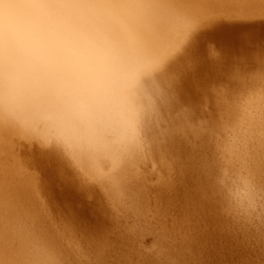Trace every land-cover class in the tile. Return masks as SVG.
Returning <instances> with one entry per match:
<instances>
[{"label":"bare ground","instance_id":"obj_1","mask_svg":"<svg viewBox=\"0 0 264 264\" xmlns=\"http://www.w3.org/2000/svg\"><path fill=\"white\" fill-rule=\"evenodd\" d=\"M21 2L22 3H26V4H39V5H44V6H47V7H50V8H54V9H57V10H59V11H61L62 13H64L65 15H67V16H70L71 18H73L76 22H78L82 27H84L85 29H87V30H90V31H92V32H94V33H96L97 35H99V36H101V37H103L106 41H107V43H108V46H109V48H110V52H111V58H112V66H113V85H112V88H111V90H110V93H109V96H108V98H107V102L104 104V106L102 107V108H94V107H90L89 105H87V104H82V103H75V102H72V103H69V102H67L65 99H63V98H61V97H58V96H56V95H52V94H49V93H46V92H44V91H41V90H39V89H19V88H15V87H12V86H10L9 85V83L7 82V80L5 79V78H3V77H0V153L1 154H3V158L2 159H0V264H66V262L63 260V258H65L66 256H67V254H68V251H69V249H70V247L71 246H69V244H71V243H67V242H70L69 240L70 239H68L69 238V233H71V232H73L74 233V235H77V234H81V232H79L77 229L78 228H76V233L72 230H70V228H72V227H70V226H72V225H74V222H77V224L79 223L80 224V221H74L73 222V217H71L70 219H71V221H72V223L73 224H71L70 225V222L71 221H69V223H68V225H70L69 227V233L67 234V233H65V232H62L63 230H67V232H68V229H65V228H62V229H59V230H62L61 231V233L58 231V229H57V232H58V234L60 233V234H62V233H64V234H67V235H65V237H66V241H64V244H66V246H67V248H69L68 249V251H64L63 249H61L59 246L60 245H62V244H60V243H62V242H60V241H63V240H60V238H62L60 235H59V238H57V236H56V234H57V232L55 231L56 230V228H55V230L52 228V226L49 228L48 226V224L49 223H47L48 221H51V218H52V221L50 222L52 225H54L52 222H53V220H54V218H55V216L58 214V212H57V214H55V216L52 214L53 213V211L55 210H53V211H51L50 213L54 216V217H52V215L50 214L49 215V218H47L46 219V217H48L47 215L49 214H47V211H46V209L44 208V206L42 205V203H41V199H40V202H39V198H41V196H40V194L42 193H40L39 191H40V189H38L39 191L38 192H36V190H37V187H39L40 188V186H38L37 185V183H39V182H41V180L39 181V182H34V180H36L37 179V181H38V179H39V177L38 176H35V177H37L36 179H34L35 177H33V171L31 172V173H29L30 171H28V170H30L29 169V167H28V170L25 168V166H23V160L24 159H22L21 160V158L17 155V153H16V151L17 150H15L16 149V146H17V143L15 142V140L17 139V138H15V136H20L21 138H23V137H27V139L28 138H37V140L39 139L40 141H41V144L42 145H47L48 144V147L49 146H51V149H52V155L51 156H53V155H60L61 154V156H62V153H63V156H64V158H63V160L65 159V161H66V159H69V161L70 162H72L75 166H73V167H75L76 169L79 167L81 170L79 171V168L77 169L78 170V172H82L83 174H82V176H84V178H85V175H87V178L89 177H91V178H96L97 180H95V179H91L92 180V182H93V180H94V182L96 181L97 183H100V182H102L103 184H105V185H109V186H111L112 187V189L111 190H113L114 188V190L112 191V192H110V191H108V190H106L107 192H108V194L106 193V191L105 190H103L104 188L103 187H105V186H103L102 188L103 189H101L100 191H97L96 190V196L95 197H97L98 195H101V194H98V193H100L102 190L103 191H105V194H107V196H108V199L109 198H112V193H114V195H117V196H119L118 195V193L116 192V191H121V189H122V191L121 192H123V189H125L124 191H125V193H127L126 192V189H127V187L129 186H127L126 187V185L128 184V182L130 181V182H132L131 180H130V178H129V176L130 177H132V178H134V176H135V174H134V169L133 168H131V166H138L139 167V169L140 168H142V166H139L138 164V161L136 162L135 160H137V157H140V156H145V154H146V152H149L148 150L149 149H151V147H153V145L155 144L154 142H153V145L152 144H150L148 141H147V143H148V148H147V146H145V143L146 142H144L143 141V135L146 137V136H149V135H145L144 133L146 132V131H148V133H150L149 131L151 130V128H152V125L155 123V121L157 122L158 121V119L156 118L157 116H156V114H154L156 117H153L152 118V116H151V114L152 113H154V109H155V111H159L160 112V110H157V109H163L164 107L162 106V105H166L167 104V109H168V105H170L171 107H174V106H176L177 105V103H179V102H183V101H181L182 99H184L186 96H184V98L183 97H181V100L180 101H178L177 103H174L175 105H173V104H171V103H173V99L174 98H179L180 99V95H185L184 93H186V86L188 87V85H190L191 83L193 84V82H191L190 83V81H189V79L188 78H186L187 76L185 75L187 72H185V74H184V70H187V69H182L181 70V65L179 64V63H181L182 64V61L180 62L179 60H181L179 57L180 56H182V54L183 53H185V54H187L188 53V55H189V53L194 49V47L196 46V45H194L195 44V42L196 41H198L199 40V36H196L197 34H195L196 33V31H198V29H197V27L200 25V23L201 22H204V21H206L205 20V18H209V16H212L213 17V12H217V11H225V13H227L229 10H230V8H231V10H233L232 11V13L230 14L231 16H235V15H237V16H248V15H253L254 13H258V14H263L264 15V0H21ZM230 7V8H229ZM232 7H234L233 9H232ZM216 8H219V9H217V10H215ZM226 9L228 10L227 12H226ZM234 11H236L237 13L236 14H234L233 12ZM214 13V14H215ZM228 13H230V12H228ZM227 13V15H229ZM233 14V15H232ZM257 15V14H256ZM215 16H214V21H216L215 20ZM210 19H212L211 17H210ZM209 19V20H210ZM210 21H212V20H210ZM263 22V23H262ZM262 22H260L261 24H263L264 25V21H262ZM219 22H217V23H215V24H218ZM223 23V22H222ZM235 23H237V22H235ZM243 23V22H242ZM206 24V23H205ZM211 24H213V22H211ZM231 24V23H230ZM245 24V23H244ZM243 24V25H244ZM255 24V23H254ZM259 24V23H258ZM261 24H259V26L258 27H260V25ZM202 25H204V24H202ZM207 25H209V24H207ZM225 25H227V23H225L223 26H225ZM229 25V24H228ZM227 25V26H228ZM240 25V24H239ZM250 26H251V24H249ZM262 25V26H263ZM217 26V25H216ZM226 26V27H227ZM246 28H247V26L246 25H244ZM261 26V27H262ZM215 29H217L218 27H215V26H213ZM212 27V28H213ZM220 27V26H219ZM226 27L224 28V29H226ZM237 27H238V25L237 24H233V22H232V27H230L229 26V28L231 29V30H238L237 29ZM240 27V26H239ZM244 27V28H245ZM254 27V26H253ZM260 27V28H261ZM211 28V29H212ZM241 28H242V25H241ZM256 28V27H255ZM254 28V29H255ZM260 28H257V29H260ZM264 28V27H263ZM210 29V34L212 33L211 31H213V29L211 30ZM254 29H253V32H254ZM199 30H200V28H199ZM227 30V29H226ZM264 29H262V31H263ZM216 31V30H215ZM239 31H241V30H239ZM243 31V30H242ZM250 31V30H249ZM248 31V32H249ZM261 31V32H262ZM209 32H208V34H209ZM216 32H219V28H218V31H216ZM215 32V33H216ZM220 32H221V29H220ZM222 32H223V35L225 34L224 33V31H223V29H222ZM252 32V33H253ZM260 33V31H257V33ZM214 33V31H213V35L215 34ZM257 33H255V34H257ZM201 34V33H200ZM204 34V33H203ZM210 34L209 35H207V33L205 34V35H207L206 37H209L210 36ZM220 34V33H219ZM218 34V35H219ZM234 33H232L231 35H233ZM254 34V35H255ZM262 34V33H261ZM260 34V35H261ZM264 34V33H263ZM262 34V35H263ZM202 35V34H201ZM213 35H211L210 37H212ZM230 34H229V36H231ZM239 35V34H238ZM244 35H245V33H244ZM248 35V34H247ZM253 35V34H252ZM251 35V36H252ZM220 36H221V34H220ZM219 36V37H220ZM227 36V35H226ZM236 36L237 35H235V39H236ZM240 36H241V34H240ZM258 37H259V35H257ZM202 37H203V35H202ZM205 37V38H206ZM216 37H217V35H216ZM219 37H217L216 39H220ZM223 37V36H222ZM246 37V36H245ZM253 37V36H252ZM261 37H264V36H261ZM213 38H215V36L213 37ZM240 38H243V36L242 37H240ZM251 38V37H250ZM195 39H196V41H195ZM234 39V40H235ZM225 41H226V39H224ZM229 40H230V38H229ZM228 40V41H229ZM230 42V41H229ZM229 42H227V44H229ZM238 42V41H237ZM249 41L247 40V43H248ZM204 44L206 43V39H205V42H203ZM231 43H233V42H231ZM240 43V42H239ZM198 44V43H197ZM200 44V43H199ZM201 44H202V42H201ZM204 44H202V45H204ZM245 44V43H244ZM201 45V46H202ZM232 45V44H231ZM226 46H228V45H226ZM230 47H232L233 48V46H230ZM234 47H236V46H234ZM204 48H205V46H204ZM196 50V49H195ZM198 51L200 50V49H197ZM208 50H209V48H208ZM194 51V50H193ZM205 52L206 54H204V55H207V50L206 49H204L203 50V46H202V51L201 52ZM194 54V53H193ZM184 55V54H183ZM191 55H192V52L190 53V57H191ZM202 55H203V53H202ZM203 55V56H204ZM185 56V55H184ZM207 56H209V55H207ZM207 56H205V57H207ZM183 57V56H182ZM186 57V56H185ZM190 57H189V59H190ZM179 58V59H178ZM209 58V57H208ZM207 58V59H208ZM183 59H185V58H183ZM204 59V58H203ZM213 59V58H212ZM188 60V59H187ZM206 60V59H205ZM217 60V59H216ZM190 61V60H189ZM188 61V62H189ZM199 61V60H198ZM201 61L203 62V60H200L199 62L201 63ZM178 62V63H177ZM186 62V61H185ZM196 62V61H195ZM183 63H184V61H183ZM179 64V65H178ZM187 64V63H186ZM189 64V63H188ZM192 64V63H191ZM191 64H189V66L191 65ZM218 64H219V61H218ZM217 64V65H218ZM184 65H185V63H184ZM183 65V66H184ZM198 65H199V63H198ZM182 66V67H183ZM187 66V65H186ZM186 66H185V68H186ZM196 66V65H195ZM218 67V66H217ZM216 67V68H217ZM184 68V67H183ZM195 68V67H194ZM212 68V67H211ZM192 69H193V67H192ZM202 70V69H201ZM214 70H215V68H214ZM213 70V71H214ZM220 70H221V68H220ZM183 71V72H182ZM196 71V70H195ZM210 71V70H209ZM222 71V70H221ZM190 72H192V74H193V72L194 71H191L190 70ZM216 72H218V70L217 71H215V72H213V73H216ZM220 72V71H219ZM206 74H207V71L205 72ZM208 73H210V72H208ZM221 73V72H220ZM238 74L237 75H235V76H238L240 73L239 72H237ZM190 74V73H189ZM203 74V73H202ZM264 74V73H263ZM196 75V74H195ZM194 75V76H195ZM209 75V74H208ZM207 75V76H208ZM212 75V73L210 74V76ZM214 75V74H213ZM213 75H212V78H213ZM216 75V74H215ZM219 74H217L216 76H218ZM242 75V74H241ZM240 75V76H241ZM189 76H191V75H189ZM202 76V75H201ZM234 76V77H235ZM240 76H238V77H240ZM193 77V76H192ZM241 77H243V76H241ZM240 77V78H241ZM194 78V77H193ZM193 78H191L192 80H193ZM197 78V77H196ZM206 78V77H205ZM211 78V77H210ZM256 78V77H255ZM187 79V80H186ZM198 79V78H197ZM197 79H195V80H197ZM202 79H204V77H202ZM214 79V78H213ZM216 79V78H215ZM252 79H254V78H252ZM257 79V78H256ZM255 79V80H256ZM191 80V81H192ZM200 80V79H199ZM205 80H207V79H205ZM208 80H209V78H208ZM208 80H207V82H208ZM211 80V79H210ZM209 80V81H210ZM242 80V79H241ZM239 81V84H241V82H245V81ZM194 81V80H193ZM198 81V80H197ZM196 81V82H197ZM202 81V80H201ZM187 82H189L190 84H188L187 85ZM256 82V84H257V81H255ZM184 83H186V84H184ZM195 83V82H194ZM198 83V82H197ZM197 83H195V84H197ZM200 83H205V82H200ZM242 83V84H243ZM249 83V82H248ZM199 84V83H198ZM206 84V83H205ZM205 84H203V86H205ZM264 84V83H263ZM199 85H201V84H199ZM245 85H247L246 83H245ZM258 85V84H257ZM195 85H193V87H194ZM203 86H202V90H203ZM243 86V85H242ZM259 86V85H258ZM261 86V85H260ZM190 87H192V85L190 86ZM201 87V86H200ZM207 87H209V86H207ZM253 87V86H252ZM189 88V87H188ZM205 88V87H204ZM213 88V87H212ZM211 88V89H212ZM245 87L243 86L242 87V89L241 90H243ZM249 88H251V86L249 87ZM256 88V85H254V88H251V89H253V92L254 93H256L255 95H257L258 93H257V91H259V89L257 90V89H255ZM259 88V87H258ZM191 89V88H190ZM210 89V88H209ZM211 89H210V94H211ZM219 90H221L220 88H218ZM218 89L217 90H215V95H216V93H218L217 91H218ZM254 89L255 90H257L256 92L254 91ZM192 91H193V89H191ZM196 90H197V88H196ZM199 90V92H201L200 91V89H198ZM247 90V89H246ZM262 89H260V91H261ZM183 91H185V92H183ZM195 91V90H194ZM193 91V92H194ZM203 91H205V90H203ZM207 89H206V93L205 94H207ZM213 92H214V90H212ZM248 92L250 91V89L249 90H247ZM193 92H189L190 94H192ZM196 92V91H195ZM223 92V91H222ZM222 92H220V94H221V96L223 97V95H224V93L222 94ZM241 92L242 91H240V93H238V94H241ZM247 92V93H248ZM253 92L251 91V92H249V96H251V95H254L253 94ZM189 93H187V94H189ZM228 93V92H227ZM227 93H226V95H227ZM237 93V92H236ZM250 93H252L251 95H250ZM260 93V92H259ZM262 93H263V91H262ZM189 94V95H190ZM205 94H202L203 96L205 95ZM219 94V95H220ZM245 94V91H244V93L242 94V95H244ZM264 94V93H263ZM263 94H261L260 93V95H257V96H253V97H249L248 98V95H246V100L244 99V104H243V102H242V104L243 105H238L237 104V107L235 106V110L236 111H233L232 113L234 114V117H232L231 119H229V117H231L232 115H230L229 117H228V119H229V121L227 122V124L225 125L224 123H223V127L222 128H219V130L220 129H224V128H228V129H233V131L231 132V134L232 133H235L234 135H231V134H228V136L230 137V135L231 136H235V137H233V140H232V138H231V140L229 141V139H222V141H220L219 143H222L223 142V144H224V141L223 140H227V142L225 141V145H223V147L225 146V149L224 148H222V149H224L225 151V154L224 153H219V150L221 149V147L218 145V147H220L219 148V150H218V152L217 153H219L218 154V156H221V154H222V157H223V154H224V157L225 156H227L226 157V159H219V160H217L218 162L221 160H226L227 162H225L226 163V165H227V163L228 164H236V161H235V159H238L237 160V164H238V166L240 165V168H241V165H243V162H245V161H247L246 163H244L245 165L247 164L248 165V160H253V151L255 150L257 153L261 150V152H259V155H260V153H261V158H264L263 156H264V97H262L263 96ZM189 95H187V96H189ZM199 94L197 93V96H198ZM215 95H211L213 98H215L214 96ZM225 95V96H226ZM195 96V95H194ZM228 96V95H227ZM235 96H236V94H235ZM193 96H189L187 99H188V101H192V100H190L191 98H192ZM218 97V96H217ZM221 97V98H222ZM244 97V96H243ZM242 97V98H243ZM190 98V99H189ZM194 98V97H193ZM192 98V99H193ZM195 98H197L196 96H195ZM194 98V99H195ZM201 98V97H200ZM199 98V99H200ZM241 98V100H243ZM178 99V100H179ZM217 99V98H216ZM218 99H219V101L221 100L219 97H218ZM227 99V98H226ZM234 99V98H233ZM236 99H238V95H237V98H235V100H234V102L236 101ZM248 99V100H247ZM176 100V99H175ZM184 100H186V99H184ZM197 100V99H196ZM201 100V99H200ZM223 100V99H222ZM238 100H240V99H238ZM187 100L186 101H184L185 103V105H186V103L188 102ZM203 101V100H202ZM215 102H217V104H218V100L216 101V100H214ZM226 101H228V99L226 100ZM194 102H199V101H194ZM193 102V104H195ZM201 102V101H200ZM200 102H199V105H200V107L199 106H197V107H199L197 110H195V112H194V110H193V112L196 114L197 112H200L199 110L201 109L203 112H204V108L202 107L201 108V106H202V104H200ZM214 102V103H215ZM222 102L224 103L225 102V100H223V101H221V104H222ZM228 102H230V98H229V101ZM226 103L227 105H229L230 106V104L231 103H233V102H231L230 104L229 103ZM195 104V105H198V104ZM213 103V104H214ZM236 103H239V102H237L236 101ZM180 104V103H179ZM178 104V107H179V111H182L181 110V105H179ZM183 104V105H184ZM226 104H224V105H226ZM239 104H241V102L239 103ZM188 105V104H187ZM194 105V106H195ZM224 105H221V106H223L222 107V109L224 108ZM236 105V104H235ZM189 106V105H188ZM188 106H185V107H187V109H188ZM216 106V105H215ZM170 107V108H171ZM178 107L177 108H175V110L176 109H178ZM185 107H182V108H185ZM190 107H191V104H190ZM192 107H193V105H192ZM196 107V106H195ZM227 107V106H226ZM232 107V106H231ZM233 107H234V104H233ZM169 108V109H170ZM194 108V107H193ZM192 108V109H193ZM217 108H219L218 107V105H217ZM187 109H185V110H187ZM195 109V108H194ZM226 109V108H225ZM228 109V112H229V108H227ZM231 109H233V108H231ZM153 110V112L150 114V112ZM172 110H174L173 108H171V110H169L170 112V115H171V111ZM174 110V111H175ZM190 110H191V108L189 109V111H185V112H190ZM213 110H217V109H213ZM220 110V109H219ZM234 110V109H233ZM165 111H166V109H165ZM192 111V110H191ZM197 111V112H196ZM218 111V110H217ZM216 111V112H217ZM224 111V110H223ZM227 111V110H226ZM173 112V111H172ZM175 112H178V110L177 111H175ZM183 112H184V109H183ZM193 112H191L192 114H193ZM203 112H201L202 114H203ZM215 112V113H216ZM219 112H222V110H220ZM219 112H217L218 113V115L216 116V117H220L219 115L221 114V113H219ZM225 112V111H224ZM223 112V113H224ZM227 112V113H228ZM163 113V112H162ZM162 113H159V117H161L162 119H163V117L164 116H166V113H165V115L163 116H161L160 114H162ZM181 113L182 112H180V115H181ZM186 113V114H187ZM191 113H189V114H191ZM216 113V114H217ZM223 113H222V115H223ZM231 113V112H230ZM176 114H178L179 115V112L178 113H175V115ZM182 114H184V113H182ZM186 114H184V115H186ZM189 114H187V115H189ZM193 115V116H196V115ZM201 114V115H202ZM204 114H205V112H204ZM225 115V119H226V113H224ZM153 115V114H152ZM153 115V116H154ZM169 115V116H170ZM172 115H174V113L172 114ZM174 115V117L176 118V116ZM186 115V116H187ZM206 115H207V113H206ZM151 116V118L150 119H154V118H156L155 119V121H150V119H149V117ZM183 116V115H182ZM182 116H180V117H182ZM192 116V115H191ZM191 116H189V117H191ZM192 116V117H193ZM205 117V115H202V116H200V113H199V117ZM212 116H214L215 117V115L214 114H212ZM212 116H206V117H208L209 118V121H210V119L212 118ZM158 117V118H159ZM184 117V116H183ZM196 117H198V115L196 116ZM198 117V118H199ZM203 117V118H204ZM215 117V118H216ZM223 117H222V119H223V121L225 120ZM172 119V118H171ZM178 119H179V116H178ZM194 119H197V118H193V119H191V120H193L194 121ZM201 118H199V120L198 121H200V123H201V120H200ZM206 119V118H205ZM219 119V121H220V118H217V120ZM222 119H221V123H222ZM161 120V119H160ZM159 120V121H160ZM176 120H177V118H176ZM188 120H189V118H188ZM196 120V121H197ZM202 120H204V119H202ZM216 120V119H215ZM214 120V121H215ZM159 121H158V123H159ZM174 121L175 120H173L172 122L174 123ZM185 121V120H184ZM193 121H191L192 123H193ZM195 121V122H196ZM197 121V122H198ZM208 121V119H206V122ZM213 121V120H212ZM151 122H152V125H150L151 124ZM164 122V121H163ZM167 122H168V120H167ZM170 122V121H169ZM172 122H170V123H172ZM204 122V121H203ZM202 122V125L204 124ZM225 122V121H224ZM176 123V122H175ZM177 123H179V121L177 122ZM185 123H186V121L184 122V124H182V122H180V124H182V127L183 128H185V127H188V125L189 124H186L185 125ZM189 123V122H188ZM217 124H215L214 122H213V124H215V125H220L221 123L219 122L218 123V121L216 122ZM160 124V123H159ZM161 124H162V122H161ZM161 124H160V126H161ZM169 124V123H168ZM180 124H177V125H180ZM193 124H195V123H193ZM211 122H209V126L211 127ZM212 124V125H213ZM185 127H184V126ZM197 125H199L198 123H197ZM197 125H194L193 127H191L192 126V124H190V127L191 128H193V129H195V127L197 126ZM202 125H200L201 127H203ZM206 125H208V122H207V124ZM222 125V124H221ZM220 125V126H221ZM157 127H158V125H156ZM159 126V127H160ZM164 126H166V125H164ZM170 126V125H169ZM169 126L167 125V128H164V129H167V130H169V131H167V130H164V131H167L166 132V134L168 135V137L169 138H171L170 137V135H172V134H174V133H171L170 134V130H171V128H169ZM173 126H174V124H173ZM199 126V127H200ZM209 126H208V130H210V131H212L213 130V128H215L214 126H213V128L211 127L210 129H209ZM156 127V128H157ZM180 127H181V125H180ZM181 127V128H182ZM198 126L196 127V131H200V128H199ZM207 127V126H206ZM156 128L154 129V127L152 128V130H155L156 131ZM176 128L177 127H175L174 126V128H172V131L171 132H175V131H173V129H175L176 130ZM183 128H182V130H183ZM190 128V129H191ZM199 128V129H198ZM204 128V127H203ZM217 128V127H216ZM187 129H189V128H186V130L185 131H187ZM202 129V128H201ZM179 128L176 130L177 131V136H180L181 137V140H185V139H182V137H184L185 135H184V133L185 132H183V134L181 133V130H180V133H179ZM195 130H194V133H197V132H195ZM226 130V129H225ZM224 130V131H225ZM157 131H158V128H157ZM161 131V130H160ZM163 131V130H162ZM189 131V130H188ZM191 131L192 130H190V133H191ZM198 131V134L199 133H201V132H199ZM203 133H204V131H206V129H204V131L203 130H201ZM214 131V133H215V130H213ZM212 131V132H213ZM227 131V130H226ZM235 131V132H234ZM152 132V131H151ZM193 132V131H192ZM207 132V131H206ZM216 132H218L219 133V131L217 130ZM221 132V135L220 136H222L224 133H226V132H223V134H222V131H220ZM229 132V133H230ZM147 133V134H148ZM154 133L155 132H153L152 134H151V136L153 135V138L155 139V141H156V139H157V136H155V135H157V133L154 135ZM160 132H158V134H159ZM169 133V134H168ZM179 133V134H178ZM187 133V132H186ZM185 133V134H186ZM203 133H201V134H199V135H201V136H203ZM213 133V134H214ZM218 133H215L214 134V136H217L218 137ZM228 133V132H227ZM226 133V134H227ZM181 134H182V136H181ZM225 134V135H226ZM160 135V134H159ZM158 135V136H159ZM162 135H164V134H162ZM175 135V134H174ZM184 135V136H183ZM189 135V132L187 133V137L189 138L190 136H188ZM191 136H193L192 134H190ZM206 135V137L208 136V133H206L205 134ZM209 135H210V132H209ZM224 135V136H225ZM176 136V137H177ZM195 137H197V139H198V141H197V139H196V142L194 143L193 142V140H194V138H187L189 141H191V139H193L190 143L191 144H189V141L188 142H182V143H184L185 145H190L189 146V148L191 147L192 148V145L194 144H196L197 142H199V138H200V141H201V136L199 137V136H197L196 134L194 135ZM212 138H215V137H213V135H210ZM162 137V136H161ZM161 137H160V139H161ZM165 138H166V136H164ZM167 137V139L169 140V138ZM175 137V136H174ZM175 137V138H176ZM199 137V138H198ZM205 137V138H206ZM211 137H209L210 139H211ZM227 137V136H226ZM148 138V137H147ZM151 138V137H150ZM153 138H151V139H153ZM185 138V137H184ZM204 138V139H205ZM224 138V137H223ZM153 139V140H154ZM159 139V138H158ZM173 139V136H172V138H171V140ZM180 139V138H179ZM178 139V137H177V139H173L172 141H176V140H179ZM204 139L202 138V142H204V143H206L205 141H204ZM208 139V137L205 139V140H207ZM210 139H208V140H210ZM218 139V138H217ZM217 139H215L216 140V142H217V144H219L218 143V141H217ZM220 139V140H221ZM38 140V141H39ZM213 140V139H212ZM211 140V141H212ZM17 141V140H16ZM160 141V140H159ZM161 141H162V139H161ZM160 141V142H161ZM175 141L173 142V145L175 146H177L178 147V145H179V141H177V142H179L178 143V145H177V142L175 143ZM195 141V140H194ZM18 142V141H17ZM157 142V141H156ZM169 142V141H168ZM168 142H167V140H166V143L168 144ZM171 142V141H170ZM210 142V141H209ZM208 142V143H209ZM216 142L214 143L215 145H216ZM44 143V144H43ZM175 143V144H174ZM181 143V144H182ZM212 144H213V141L211 142ZM211 143H209V145L211 144ZM15 144H16V146H15ZM39 144H40V142H39ZM158 144V146H159V143H157ZM163 145L164 144V140H163V143H160V145ZM171 144V145H170ZM184 144H183V146H184ZM198 144V143H197ZM197 144H196V147H197ZM203 143H201L200 142V145L198 144V146L200 147L201 145H202ZM211 144V145H212ZM210 145L209 147H207V149L206 150H210L211 149V147H212V149L211 150H213V152L215 151V149H213V148H217L215 145ZM260 144H261V149L260 148H258V147H260ZM18 145H19V143H18ZM41 145V146H42ZM152 145V146H151ZM156 145V144H155ZM204 145H207V143L206 144H203V146H201V149H203V148H205L206 146H204ZM221 145V144H220ZM259 145V146H258ZM40 146V147H41ZM149 146H151V147H149ZM164 147H165V144L163 145ZM172 147V143H169V147L170 148H168L169 150L171 149V148H175V147ZM183 146H181L180 145V147H181V149H182V147ZM208 146V145H207ZM213 146H215V147H213ZM44 148H45V150L46 151H48V149L50 148H48V149H46V147L45 146H43ZM160 147V146H159ZM163 147V149H165ZM175 148V150L177 149V152H178V148ZM253 147H255V148H258L259 149V151H257V149H255V148H253ZM44 148H43V150H44ZM160 148H162V147H160ZM188 149V146L187 147H185V148H183V151L185 152V150H187ZM252 148H253V151H251L252 150ZM17 149H18V146H17ZM38 149V148H37ZM41 150H37V152L39 153L40 151H42V147L40 148ZM51 149H49V151L51 150ZM148 149V150H147ZM155 147L154 148H152L151 150H152V152L156 155V153L158 154H161L160 152H158L159 151V148H158V150H157V152L155 153ZM167 149V150H168ZM180 149V148H179ZM179 150V152H182V150ZM192 149H194V148H192ZM191 149V150H192ZM196 149V152L197 151H199L200 149H198V147L197 148H195ZM198 149V150H197ZM218 149V148H217ZM44 150V151H45ZM161 150V149H160ZM172 150H174V149H172ZM171 150V151H172ZM174 150V151H175ZM189 150V149H188ZM188 150L186 151V154H184V152H182L184 155H186L187 156V154H188ZM205 149H203V151L200 153L199 152V154L202 156V153H204V152H206V151H204ZM211 150L209 151V152H211ZM44 151H42V153L44 152ZM171 151H169L170 153H171ZM217 151V150H216ZM192 152V153H191ZM190 153L191 154H195V153H193V152H195L194 150L193 151H191ZM211 152L212 153V155H210L211 153H209V155H205V157L206 158H202V157H200L201 159H204V160H206V162L211 158V156H213V157H215L214 156V153H216V152ZM220 152H221V150H220ZM256 152H254V155H257V153ZM153 153H148V154H151V155H147V157L148 156H152V155H154ZM165 153V152H164ZM50 154V153H49ZM158 154V155H159ZM167 156H168V154L167 153H165ZM174 154V152L172 151V155ZM179 154H181V153H179ZM182 154V155H183ZM191 154H190V157H192L191 156ZM199 154H197V155H199ZM47 155V156H46ZM66 155V156H65ZM162 156H160V157H162V159H164V157H163V154H161ZM165 155V156H166ZM169 155H171V154H169ZM181 155V156H182ZM184 155H183V157H184ZM197 155L195 154L193 157H195V158H191V160L193 159V161L195 162V160L194 159H196L197 158ZM258 155V156H259ZM40 156V155H39ZM48 158V154L47 153H45L44 155H42L41 156V158L39 157V159L41 160H43V158H45L46 159V157ZM50 155H49V157H51ZM166 156V157H167ZM177 156V155H176ZM176 156H174V158L173 159H175V157ZM189 156V155H188ZM203 156H204V154H203ZM218 156H216V158L218 157ZM259 156V157H260ZM43 157V158H42ZM67 157V158H66ZM69 157V158H68ZM149 157V158H150ZM157 157H159V156H157ZM157 157H156V159H155V161H157ZM159 157V159H158V162H159V160L161 159ZM165 157V159H164V161L165 160H168V158H169V156L166 158ZM172 156H170V158H171ZM180 157V155H178V158ZM210 157V158H209ZM221 157V158H222ZM223 157V158H224ZM257 157V156H256ZM258 157V158H259ZM1 158V157H0ZM61 158V157H60ZM60 158H57L56 157V159H59L60 160ZM153 158V157H152ZM169 158V159H170ZM177 158V157H176ZM185 158V157H184ZM184 158H183V161H184ZM187 158V157H186ZM186 158H185V160H186ZM199 158V159H200ZM208 158V159H207ZM258 158H256V159H258ZM35 159H37V157H35ZM35 159H33L34 161H35ZM45 159H44V161H45ZM48 159H50V158H48ZM47 159V160H48ZM51 159H53V157H51ZM62 159V158H61ZM143 159H145V158H143ZM161 159V162L163 161ZM179 159H181V162H182V158H179ZM178 159V160H179ZM199 159H198V161H199ZM260 159V158H259ZM47 160H46V162H47ZM141 160V159H140ZM139 160V162H141V164H142V162H143V160H141L140 161ZM145 160H147V159H145ZM197 160V159H196ZM203 160V163H202V160L200 161L202 164H204V161ZM215 160V159H214ZM239 160H240V162H239ZM250 160V161H251ZM261 160V161H260ZM260 160H258L259 161V166H261V169L259 168V170H264V162H262V160L263 159H260ZM23 161V162H22ZM37 162H35V163H39L38 162V160H36ZM44 161H42L43 163H44ZM163 161V162H164ZM170 161V160H169ZM192 161V162H193ZM197 161V162H198ZM211 161H213V158H211V160L209 161V162H211ZM220 161V162H221ZM254 161V160H253ZM264 161V160H263ZM42 162H40L39 163V167H41V164H42ZM51 161H48V163L47 164H49ZM70 162L68 163V164H70ZM134 162H136L137 164L135 165L134 164ZM147 162V161H146ZM150 162H151V159H150ZM153 163H150V164H154V161H152ZM157 162V163H158ZM162 162V163H163ZM173 162H175V161H173ZM173 162H171V164L173 163ZM180 162V163H181ZM190 161H189V157H188V164H190L189 163ZM191 162V163H192ZM196 162V163H197ZM215 162V161H214ZM217 162V163H218ZM219 162V163H220ZM223 162V163H222ZM221 163H220V165L221 164H223L222 165V167H224V161H222ZM241 162H242V164H241ZM252 162V161H251ZM58 163V162H57ZM57 163H56V165H55V161H53V164H54V166H58L57 165ZM62 163L64 164V162L62 161ZM61 163V164H62ZM66 163V162H65ZM185 163V164H184ZM201 163H199L200 164V167H198V168H200V169H198V172H199V170L202 172V170H204V169H202V168H205V170L207 171V170H209L210 168V166L208 167L207 166V168L208 169H206V167H201ZM208 163V162H207ZM207 163L205 164V166L207 165ZM216 163V162H215ZM215 163H214V165H215ZM253 163V162H252ZM256 163V166L254 165ZM255 163L254 164H252V165H254V169H256V167L258 168V165H257V161L255 160ZM26 164V163H25ZM24 164V165H25ZM36 164V165H37ZM60 164V165H61ZM144 164V163H143ZM142 164V165H143ZM156 164V163H155ZM166 164V163H165ZM176 164H178V168H179V166H180V168H181V165H182V163H181V165L179 164V161L177 162V159H176V162L173 164V165H175L174 166V169L176 168ZM183 164L184 165H186L187 167H188V165H187V162L186 161H184L183 162ZM209 164V163H208ZM211 164H213L212 162H211ZM249 164H250V162H249ZM43 165V164H42ZM72 165V164H71ZM148 165V164H147ZM193 166L192 167H194V165H197V164H192ZM219 165V164H218ZM219 165V166H220ZM244 165V166H245ZM251 165V164H250ZM249 165V166H250ZM251 165V166H252ZM45 166V167H44ZM133 166V167H134ZM154 166V168L156 167L157 168V166H155V165H153ZM159 166V165H158ZM190 166V165H189ZM198 166V165H197ZM216 166V165H215ZM229 166V165H228ZM228 166H226L227 167V169L229 168ZM235 166V165H234ZM42 167H44L45 169L47 168V165H46V163L42 166ZM50 167H53V166H51V164L50 165H48V171L49 170H53V169H50ZM71 167V166H70ZM72 167V168H73ZM109 167H110V170L111 171H109ZM134 167V168H135ZM144 167H145V165H144ZM164 166H162L161 167V165H160V168H163ZM170 167V166H169ZM169 167H167L166 166V168L168 169ZM187 167L185 168V169H187ZM212 167H214V166H212ZM226 167H225V169L223 170V168L221 169L220 167H218V170L219 169H221V170H223V172H225V170H227L226 169ZM247 167V166H246ZM55 168V167H54ZM59 169H60V166L58 167ZM71 168V169H72ZM75 168H73V171H74V169ZM147 168H152L151 167V165H149V167H147ZM147 168L145 169V172L147 173ZM172 168V167H171ZM171 168H170V170H171ZM179 168V169H180ZM183 168V165H182V168L181 169H184ZM190 168H191V166H190ZM234 168H238V167H234ZM240 168H239V170H240ZM242 168H243V166H242ZM241 168V169H242ZM245 168V167H244ZM62 169V168H61ZM61 169H60V171H61ZM68 169V168H67ZM70 169V170H71ZM76 169H75V171H76ZM142 169H144V168H142ZM142 169H140V171H142ZM150 169H148V170H150ZM188 169H189V167H188ZM192 169H195V170H197L195 167L194 168H191V174H192ZM202 169V170H201ZM213 169V168H212ZM230 169V168H229ZM248 170H249V168H247ZM251 169V168H250ZM253 169V168H252ZM64 170V168L62 169V171ZM137 170H138V168H137ZM158 170H159V168H158ZM157 170V171H158ZM164 170H166V169H164ZM177 170V169H176ZM205 170L203 171V172H205ZM214 170V169H213ZM221 170H219V172H221ZM236 170V169H235ZM235 170L233 169V171H232V169H231V172H235ZM238 170V169H237ZM258 170V171H259ZM43 171H44V169H43ZM47 171V170H46ZM45 171V172H46ZM48 171H47V173H48ZM54 171V170H53ZM56 171V170H55ZM60 171H58V173L60 172ZM73 171H72V173H73ZM156 171V169H155V172L154 173H156L157 172ZM179 171H182V170H179ZM184 171V170H183ZM182 171V172H183ZM186 171L187 170H185L184 172L186 173ZM190 171H188L189 173H190ZM211 171V170H210ZM210 171H207L206 173H208L207 174V179H208V177H209V172ZM228 171V170H227ZM251 171V170H250ZM253 172H254V170H252ZM251 171V175L253 176L254 174H256V175H254V176H256V178L258 177V172H257V169H256V172L257 173H255L254 172V174H253V172ZM64 172H65V174L68 172V170H64ZM64 172H61V173H64ZM143 172V171H142ZM148 172H151V171H148ZM162 172V171H161ZM165 172H168V170L167 171H165ZM171 172H172V170H171ZM176 173H178V170L177 171H175ZM197 172V171H196ZM200 172V174H202ZM211 172H213V171H211ZM216 172V170L213 172V175H215V179H217L216 178V176L218 177V175H224L225 176V174H223V173H220V174H218V175H216V174H214ZM61 173H59V174H61ZM71 173V171H70V173H68V174H72ZM76 173V172H75ZM131 173H132V175L133 176H131ZM146 173H145V175H146ZM153 173V172H152ZM163 173V172H162ZM176 173H173V174H176ZM189 173L187 174L188 176H189ZM195 172L193 171V174H194ZM206 173H203L202 175H204V174H206ZM229 173H230V171H229ZM232 173V174H233ZM32 174V175H31ZM37 173L35 172V175H36ZM46 174V173H45ZM49 174H52V171L51 172H49ZM54 174H56L57 175V172H54ZM74 174V173H73ZM81 174V173H80ZM80 174H78V175H75V178L77 177V176H79V177H81L80 176ZM130 174V175H129ZM136 174H137V172H136ZM143 174L144 173H142V177H139L140 179L141 178H143ZM149 174H151V173H149ZM148 174V175H149ZM160 174V173H159ZM159 174H157L156 173V175H159ZM181 174V173H180ZM184 174V173H183ZM190 174V177L189 178H191V175ZM210 174H212V173H210ZM227 174V173H226ZM240 174H242L241 173V171H240ZM55 175V176H56ZM62 175V174H61ZM141 175V173H139V176ZM147 175V177H149ZM156 175H153V174H151V177L152 176H156ZM161 175V174H160ZM172 176V174L170 173V174H167V176L169 177V176ZM186 175V174H185ZM184 175V176H185ZM187 175H186V177H187ZM195 175V174H194ZM193 175V176H194ZM198 175V178H199V176H200V179L201 178H203L204 179V177H205V175L202 177L201 175H199V174H197ZM213 175H212V177H213ZM229 175V174H228ZM231 175V174H230ZM250 175V176H251ZM50 176V178H51V176H53V175H49ZM58 176V175H57ZM62 176H68V175H62ZM180 176V175H179ZM178 176V174H177V176H176V178H178L179 177ZM192 176V177H193ZM224 176H222V177H224ZM232 176V175H231ZM230 176V177H231ZM238 176H240L239 174H237V177ZM263 176H264V174H263ZM33 177V178H32ZM61 176H59V178H60ZM64 177V178H65ZM74 177V176H73ZM145 177V176H144ZM147 177H145V178H143L144 179V181L146 180V182L149 180V181H151L152 179H153V177H152V179L150 180V177H149V179L147 178ZM157 177V176H156ZM161 177V176H160ZM160 177H158L159 178V180L161 179ZM164 177V176H163ZM162 177V178H163ZM175 177V176H174ZM174 177L172 178L173 180H174ZM194 177H196V175L194 176ZM193 177V178H194ZM222 177H220V178H222ZM228 176L226 175V177L224 178V180H226V178H227ZM240 177H242V176H240ZM240 177H238L239 179H240ZM259 177H260V175H259ZM55 178H57V177H55ZM63 178V177H62ZM63 178V179H64ZM67 178V177H66ZM72 178V177H71ZM78 178V177H77ZM87 178H85L88 182H85L86 180H84L82 177H81V179L85 182V184H86V186L84 185V187L85 188H83V189H86L87 187H89L91 184H93L92 182H91V180L89 181ZM128 178H129V180H128ZM131 178V179H132ZM136 178H138V177H136ZM138 178V179H139ZM182 178H183V175H182ZM193 178H191V179H193ZM211 178V177H210ZM209 178V179H210ZM219 178V179H220ZM52 179V178H51ZM50 179V180H51ZM53 179H54V176H53ZM51 180L52 182H51V184H54L53 183V181L55 182L56 180H58V179H56V180ZM61 179V178H60ZM62 179V180H63ZM140 179H139V181H140ZM143 179H141V180H143ZM163 179H165V178H163ZM162 179V180H163ZM179 179V178H178ZM178 179H176L177 180V182H179L178 181ZM184 179H188V177L187 178H184ZM190 179V180H191ZM195 179H197V177L196 178H194L191 182L192 183H194V181H195ZM203 179H201V180H203ZM207 179H206V181H207ZM212 179V178H211ZM223 179V178H222ZM230 179V178H229ZM232 179V178H231ZM230 179V180H231ZM236 179V176H235V178H233V180H235ZM64 180H66V179H64ZM100 182H99V181ZM136 180V179H135ZM158 180V179H157ZM161 180V181H162ZM166 180V179H165ZM164 180V181H165ZM168 180V179H167ZM167 180L165 181V183L167 182ZM172 180V185L170 186V187H174L173 185L175 184V186H176V181L174 180L173 181ZM197 180H199V179H197ZM205 180V179H204ZM201 181V182H204L205 183V181ZM212 180H214V179H212ZM211 180V181H212ZM221 180V179H220ZM228 180V179H227ZM226 180V181H227ZM237 180V179H236ZM235 180V181H236ZM75 180H74V178H73V180H71L70 178H67V180L66 181H64L65 183H67L70 187H71V190L69 191L70 193H71V191H72V189H73V186H74V190H75V188L76 187H78L79 185H76L75 184V182H74ZM78 181V180H77ZM76 181V182H77ZM79 181H81V180H79ZM78 181V182H79ZM133 181H134V179H133ZM148 181V183L150 184V182ZM169 182L171 181V180H168ZM183 181V180H182ZM182 181H180V182H182ZM188 182V184H189V179L187 180ZM209 181V183H211V181L210 180H208ZM215 182L217 181V180H214ZM214 181H212V183L211 184H213V183H215ZM222 181V184L221 185H223V184H226V185H228L227 183L229 182V180L227 181V183H225L223 180H221ZM62 183L61 181H60V184L62 183L63 185L65 184V183ZM95 182V183H96ZM129 182V183H130ZM142 182V181H141ZM173 182H175L174 184H173ZM184 182H186V180L184 181ZM183 182V183H184ZM196 182V181H195ZM198 182H200V180L198 181ZM200 182V184L199 183H197V184H199L200 185V187H197V189L198 188H201V184H204V183H201ZM218 182V184H219V180L217 181ZM224 182V183H223ZM231 182H232V180H231ZM236 182H238V180L236 181ZM49 183V182H48ZM56 183H57V181H56ZM89 183H91L90 185H88ZM95 183L93 184L94 186H95ZM96 183V184H97ZM101 183V184H102ZM127 183V184H126ZM139 183V182H138ZM136 181H135V183L133 184V185H135V184H138ZM157 183V182H156ZM156 183H154V185L155 186H157L156 185ZM164 183V185H165V187H167V188H163V189H166V190H169V192H170V189L168 188V186H169V184H168V186H166V184ZM182 183V184H183ZM187 183H185V184H187ZM209 183H208V185H209ZM62 184L60 185V188H65V187H67V186H65V187H61L62 186ZM66 184V185H67ZM78 184V183H77ZM79 184H80V182H79ZM82 184H84V183H81L80 184V186L82 185ZM102 184V185H103ZM126 184V185H125ZM148 184V185H149ZM180 184V183H179ZM179 184H177V186H179ZM182 184H180V185H182ZM187 184V185H188ZM195 185L194 187L192 186L191 187V183L189 184V186L191 187L190 188V190H194V192H191V193H193L192 195H195L196 194V196L198 195L199 196V198H200V196H201V194H202V192L203 191H200V195L198 194V193H195V187L196 186H199V185ZM210 184V185H211ZM217 184V185H218ZM39 185H42L41 183L39 184ZM55 185H57V184H55ZM88 185V186H87ZM99 185V184H98ZM147 185V184H146ZM152 185V184H151ZM150 185V187H152ZM159 185V184H158ZM160 185H162V184H160ZM159 185V186H160ZM193 185V184H192ZM207 184H204L203 186H206ZM209 185V186H210ZM215 185H216V183L214 184V186L213 185H211V186H213L214 188H215ZM216 185V186H217ZM220 185V184H219ZM218 185V186H219ZM47 186H49V188H52V187H50V185H47ZM54 186V185H53ZM76 186V187H75ZM83 186V185H82ZM101 186V185H100ZM108 186V187H109ZM124 186L126 187V188H124ZM184 187H185V185H183ZM182 186V187H183ZM202 186V187H203ZM217 186V187H218ZM223 186H225V185H223ZM59 187V186H58ZM98 187V186H97ZM132 187V186H131ZM130 187V188H131ZM133 187H135V186H133ZM132 187V188H133ZM144 187H146V186H144ZM144 187H143V189H144ZM149 187V188H150ZM181 186H180V188H182ZM184 187H183V189H184ZM187 187L188 186H186V188L185 189H187ZM212 187V188H213ZM220 187V186H219ZM222 187V186H221ZM56 188H57V186H56ZM55 188V189H56ZM67 188H69V187H67ZM101 187H99L98 189H100ZM110 188V187H109ZM109 188H107V189H109ZM149 188H148V186H147V189H148V193H149ZM158 187H155V189H154V187H153V190H156ZM176 188V187H175ZM179 187H177V189H178ZM179 188V190H181ZM210 189L211 187H207V189ZM214 188H213V190H214ZM231 188V187H230ZM230 188H227V190H226V192H227V195L229 194L230 195V190H228V189H230ZM53 189V188H52ZM77 189V188H76ZM78 189H80V187H78ZM88 189V188H87ZM93 189H96V188H93ZM146 189V188H145ZM145 189L143 190V191H145ZM159 189H161V186L159 187ZM162 189V190H163ZM177 189H175L176 190V192H178V193H176V192H174V194H173V192H170V194L172 193L173 194V196L171 195V198H173L174 197V195H175V199H176V196H178V198L180 197V196H183V194L185 193V191H183V193H179V191H177ZM184 189V190H185ZM202 189V188H201ZM205 189V188H204ZM216 190H214L215 192H214V195L213 194H211V193H213V192H211L209 195L210 196H212L213 195V197L215 198L216 197V195H219V193L221 192V190L220 189H218V191L220 190V192H218L216 195H215V193L217 192V188H215ZM57 190V189H56ZM59 190V189H58ZM58 190H57V192H58ZM61 190V189H60ZM82 190V189H81ZM81 190H79V193H78V195L80 194V191ZM89 191H90V188L88 189ZM92 190V189H91ZM116 190V191H115ZM127 190H129V189H127ZM134 190H136V189H133V191ZM139 190V189H138ZM141 190V189H140ZM140 190H139V192H138V196L140 195V196H142L141 194H140ZM150 190H152V188H150ZM152 190V191H153ZM161 190V191H162ZM175 190H173L172 188H171V191H175ZM190 190H189V187H188V191L190 192ZM76 191V190H75ZM78 191V190H77ZM87 191V190H86ZM102 191V192H103ZM156 191H158V189L156 190ZM161 191H158V192H161ZM187 191V192H188ZM197 191V190H196ZM205 191H206V189H205ZM210 191H211V189H210ZM53 192V191H52ZM61 193H62V191H60ZM60 192H58V193H60ZM66 192H68L67 190H65V193ZM73 192V191H72ZM83 192V194H86L87 196L85 197V198H87L88 196H89V194H87V193H84L85 191L83 190L82 191ZM91 192H93V191H91ZM115 192H116V194H115ZM119 193L120 194V196H122L123 197V195H124V193ZM129 192V194L132 196L133 194H135V193H133V194H131L132 193V190H131V193H130V191H128ZM136 192H137V190H136ZM147 191H145V192H143V195L146 193ZM163 192L165 193V194H167V192L168 191H164L163 190ZM162 192V193H163ZM168 192V193H169ZM186 192V193H187ZM198 192V191H197ZM208 192H209V190H208ZM248 192V191H247ZM38 193H40V194H38ZM51 193V192H50ZM50 193H47L48 195H47V198H48V196H49V194ZM61 193H60V195H61ZM63 193H64V189H63ZM94 193L95 192H93L92 194H91V196L92 195H94ZM104 193V192H103ZM102 193V194H103ZM112 194L111 195V197H110V194ZM151 193V192H150ZM162 193H160V194H162ZM195 193V194H194ZM206 193V192H205ZM204 192H203V195H202V197L203 196H205L206 195V197H208L207 196V194H205ZM234 193V192H233ZM236 193V192H235ZM235 193H234V195H235ZM43 195V197H44V199L46 198L45 197V193H42ZM55 194V193H54ZM53 194V195H54ZM57 194V193H56ZM54 195V196H56V198H57V195H59V194H57V195ZM72 194V193H71ZM71 194H69L70 196H71ZM73 194H75V193H73ZM98 194V195H97ZM159 194V196L161 197V195ZM180 196H179V195ZM182 194V195H181ZM205 194V195H204ZM224 194H225V192H224ZM232 194V193H231ZM246 194V193H245ZM38 195V196H37ZM65 195L66 194H64V197H65ZM81 195V194H80ZM80 195H79V197H80ZM147 194H145L144 196H146ZM149 196L148 197H150V194H148ZM163 195V194H162ZM190 195V194H189ZM221 195L223 196V194L221 193ZM227 195L225 194V196H226V198H230L231 196L233 197L234 195L232 194V195H230V197H229V195H228V197H227ZM247 195H248V198H249V193H247ZM251 195V194H250ZM50 196H51V198H49V199H52V194H50ZM67 196H68V193H67ZM66 196V198H68ZM76 196V195H75ZM75 196H72V197H75ZM85 196V195H84ZM106 196V195H105ZM117 196H114V198L116 199V200H120V199H122V200H128L129 198H130V196L128 197V199L126 198L127 196L125 195L124 197V199L123 198H120V196L118 197L119 199H117L116 197ZM134 196H137V195H134ZM144 196H143V199H144ZM166 197H167V195H165ZM165 196H163V197H165ZM185 196H186V194L183 196L184 198H185ZM220 196V195H219ZM71 197V198H72ZM77 198H78V196H76ZM75 197V198H76ZM83 197V195H81V197L80 198H82ZM101 197H103V201H106V203L108 202V201H112L111 199H109V200H104L105 199V197H104V195H102ZM133 197V196H132ZM131 197V198H132ZM147 197V198H148ZM165 197V198H166ZM183 197H180V198H182V199H184ZM187 197V199H185L184 201H188V198L190 199V197L189 196H186ZM205 197V198H206ZM212 197V198H213ZM46 198V199H47ZM65 198V199H66ZM70 198V197H69ZM107 198V197H106ZM114 198H112L113 199V201L115 202V199ZM130 198V199H131ZM135 198V197H134ZM136 198H139V197H136ZM156 198H158V195L156 196ZM170 198V199H171ZM177 198V199H178ZM179 198V199H180ZM193 198V197H192ZM197 198V197H196ZM213 198V199H214ZM219 198H222V197H219ZM226 198L225 199H223L227 204H228V202L226 201ZM60 199H63L62 198V195L60 196ZM94 199V198H93ZM92 199V200H93ZM98 200L100 199L99 198V196H98V198H97ZM95 200V201H97V202H99L98 200ZM129 199V200H130ZM140 199V198H139ZM143 199H140V200H143ZM164 199V198H163ZM167 199V198H166ZM168 199H169V196H168ZM167 199V201H168V203L170 204V201H171V203L173 204V199L172 200H168ZM202 199V198H201ZM207 199L210 201V203H211V201H213V200H211L210 199V197L209 198H206L205 200L207 201ZM215 199H218V196L215 198ZM231 199V198H230ZM55 200H57V199H55L54 198V200L53 201H55ZM71 200H73V202L72 203H74V200L75 199H71ZM80 200V202L82 203V200L81 199H79ZM78 200V201H79ZM84 200L85 199H83V204H85L84 203ZM137 200V199H136ZM135 200V201H136ZM145 200V199H144ZM144 200L142 201V202H144ZM159 200H160V198H159ZM159 200L157 199L156 201H158L159 202ZM161 200H162V198H161ZM165 200V199H164ZM163 200V201H164ZM195 201H196V199H194ZM200 200V199H199ZM198 200V201H199ZM45 201V200H44ZM43 201V202H44ZM66 201H68L67 199H66ZM77 201V200H76ZM95 201L93 200V202L95 203ZM112 201V204L114 203ZM134 201V199L132 198V202ZM139 201V200H138ZM137 201V203H139ZM146 201H147V199H146ZM145 201V202H146ZM152 201V200H151ZM155 201V200H154ZM154 201H152V203H153V205L154 204H157V202L155 203ZM176 201V200H175ZM174 201V202H175ZM177 201H179L180 202V200H177ZM184 201H182L181 200V202H184ZM186 201V202H187ZM194 201V202H195ZM216 201V200H215ZM219 201V203H221V202H223L222 200L220 201V199L218 200ZM68 202H70V200L68 201ZM80 202H75V204L76 203H78V204H80ZM85 202H86V200H85ZM92 202V201H91ZM90 202V203H91ZM93 203V205L92 204H89L90 206L92 205V206H94V205H96V204H98V203ZM100 202H102L101 200H100ZM120 201H118L117 203H119ZM122 202L123 201H121V204H122ZM132 202H130L131 204H132ZM141 202V204H144V203H142ZM147 202H149V201H147ZM162 202V201H161ZM190 202H191V199H190ZM190 202H189V205H186V203L184 204V205H186V206H188V207H186L187 208V210H188V208L190 209L191 208V211L190 212H193V214H195L194 212H196V210L195 209H193V211H192V208H196V205L195 206H191V204H190ZM200 202V201H199ZM199 202H196V203H198L197 205H199ZM201 202H202V200H201ZM201 202H200V204H201ZM67 203V202H66ZM65 203V204H66ZM72 203L70 202L69 204H70V206L72 205ZM87 203V202H86ZM103 203V202H102ZM109 203V202H108ZM116 203V202H115ZM113 204V205H111V203H110V205L108 204V206H110V208L111 209H113L112 208V206L114 207V205H116V204ZM136 202L135 203H133V205L134 204H137ZM167 203V202H166ZM191 203H193V201L191 202ZM204 203V205L206 204V202H202V204ZM209 203V202H208ZM208 203L206 204V205H208ZM218 202L216 201V205L215 206H213V207H215V209L217 210V214H220V211L221 210H223V209H221V210H219L218 211V207H216V206H218L219 205V208L221 207L220 206V204H217ZM226 203H222V204H226ZM231 203V202H230ZM234 203V202H233ZM53 204V203H52ZM56 204V203H55ZM69 204H68V207H70L69 206ZM74 204V205H75ZM82 204V206H84ZM87 204V206H85V208L84 209H88V205ZM120 204V205H121ZM124 204V203H123ZM125 204H129V201H128V203L126 202ZM131 204H129V205H131ZM140 204V203H139ZM145 204H147V203H145ZM151 204V203H150ZM159 204V206H160V203H158ZM176 204V203H175ZM177 204H179V203H177ZM177 204L175 205V207L177 206ZM195 204V203H194ZM202 204H201V206H202ZM235 204V203H234ZM57 205V204H56ZM56 205H54V207L56 206ZM74 205H72V206H74ZM77 205V204H76ZM86 205V204H85ZM99 205H101V203L99 204ZM97 206V207H100V206ZM103 205H105L104 206V208H106V204H105V202H104V204ZM102 205V206H103ZM128 205V206H129ZM138 205V204H137ZM137 205H134V207L132 206V209L133 208H135ZM182 205V204H181ZM177 206V207H180V208H184L185 209V206ZM202 206L203 208L202 209H204V207H207V206ZM212 205H214V203L213 204H209L208 205V207H210V206H212ZM233 204H231L230 206H232ZM238 205V204H237ZM53 206V205H52ZM58 206H60L61 207V205H58ZM58 206L57 207H55L56 209L58 208ZM66 206V205H65ZM71 206V208L70 209H72L73 207ZM78 206L79 205H77L76 207L78 208ZM139 206V205H138ZM137 206V207H138ZM144 205H142L141 207H143ZM147 206V205H146ZM150 206V205H149ZM152 206V205H151ZM150 206V207H151ZM161 206H163V205H161ZM165 206V205H164ZM168 206V205H167ZM172 206V205H171ZM171 206H168V207H171ZM174 206V205H173ZM172 206V207H173ZM190 206V207H189ZM222 206H224V205H222ZM226 206V205H225ZM229 206V205H228ZM58 208L59 210L61 209V208ZM67 207V208H68ZM75 206H74V208H76ZM81 207V205L79 206V208ZM120 206L118 205V206H116V207H114L116 210H117V208H119ZM141 207H139V208H141ZM156 206H154V209H156L155 208ZM167 207V209H166V207L165 208H163L162 207V209H163V211H164V209H166L167 211H169L168 208ZM199 207V208H198ZM227 207V206H226ZM66 208V209H67ZM92 208V207H91ZM94 208H96V206L94 207ZM101 208V207H100ZM104 208H102V210L104 209ZM128 208V207H127ZM147 208H149L148 206L146 207V211H148L149 209H150V212L152 211H154V210H151L152 208H153V206H152V208H149L148 210H147ZM174 208V207H173ZM173 208H171V209H173ZM198 208V209H197ZM197 210L199 211V209H200V211L202 212V210H201V208H200V206H197ZM212 208V207H211ZM221 208H223V207H221ZM232 208H234V205H233V207ZM232 208H231V210H232ZM241 208V207H240ZM48 209V208H47ZM107 209V208H106ZM106 209H104L105 211H107ZM115 209H113V210H115ZM137 209V208H136ZM135 209V210H136ZM142 210L144 209V211H145V207L144 208H141ZM141 209H138L139 211H141ZM161 209V208H160ZM207 209V208H206ZM209 210H210V208H208ZM213 209V208H212ZM211 209V211H214V210H212ZM230 209V208H229ZM239 208H237V210H238ZM241 209H243V207L241 208ZM51 210V209H50ZM91 210V209H90ZM92 210H93V208H92ZM95 210H98V208L97 209H95ZM94 210V211H95ZM103 210V211H104ZM108 210H109V208H108ZM116 210H115V212H116ZM157 210H159V207H157ZM165 210V211H166ZM174 211L176 210L175 208L173 209ZM172 210V211H173ZM184 211L183 209H178V214H179V211ZM209 210H208V213H209ZM216 210L214 211V212H216ZM226 210H228V207L226 208ZM49 211V210H48ZM65 211V210H64ZM70 212V216H71V214L72 215H74L75 213H77V209L75 210V211H73L74 212V214L72 213V210H66V214L67 213H69ZM85 211V210H84ZM83 211V209H82V212H84ZM161 212H163L162 210H160ZM164 211V212H165ZM174 211L173 212H168V215H167V213L166 214H164V215H166V217L168 216L169 218H170V216H171V214L172 213H174ZM186 211V210H185ZM197 211V213H199V215L197 216V213H196V217H199L200 218V211L198 212ZM206 211L207 210H203V213H205L206 214ZM225 211V210H224ZM80 213H81V211H79ZM91 212H93V211H91ZM99 212H100V209H99ZM102 212V211H101ZM108 212H110V213H112L110 210L108 211ZM107 212V213H108ZM118 212V211H117ZM117 212H116V214H117ZM155 212L156 211H154V214L152 213V216L153 215H155ZM159 212V211H158ZM158 212L156 213L157 215H159L158 214ZM163 212V213H164ZM188 211H186V213H187ZM190 212H188V213H190ZM214 212L213 213H209V214H207L208 216L210 215V217H212L213 216V214H214ZM219 212V213H218ZM222 212V211H221ZM229 212V211H228ZM60 213H61V211H60ZM80 213H77L78 214V218H79V214ZM88 213V211H86V214ZM89 213H90V211H89ZM95 213H97V212H95ZM95 213H93V214H91V216H93ZM114 213V212H113ZM148 213H149V211H148ZM160 213V212H159ZM171 213V214H170ZM176 213V212H175ZM174 213V214H175ZM186 214L185 212H181L180 214ZM203 213H201L202 215H201V218L202 217H204L203 216ZM223 213V212H222ZM225 213H227V212H225ZM229 213H231V212H229ZM62 214V213H61ZM61 214H60V216H61ZM76 214V215H77ZM89 214V215H90ZM97 214H99V213H97ZM97 214H95V215H97ZM106 214V213H105ZM147 214V213H146ZM160 214H162V213H160ZM174 214H172V217H174ZM179 214V215H180ZM183 214V215H184ZM191 214V213H190ZM238 214V213H237ZM63 215V214H62ZM69 214H67V216H65V215H63V216H65L66 218H68L69 219V216H68ZM76 215L74 216V218L76 217ZM81 215H83V214H81ZM80 215V218H79V220L81 219V217H85V216H87V215H83V216H81ZM102 215H103V213H102ZM107 215H109L110 216V214H107ZM112 215V214H111ZM149 215H151L150 213H149ZM156 215V216H157ZM163 215V214H162ZM163 215V216H164ZM182 215V216H183ZM212 215V216H211ZM215 215V214H214ZM225 215H227L228 216V214H224V216L223 217H226ZM50 216H51V218H50ZM63 216H61V217H63ZM90 216V217H91ZM105 216V215H104ZM103 216V217H104ZM113 216H115V214H113L110 218H112ZM117 216V215H116ZM115 216V217H116ZM186 216V215H185ZM187 216H190V215H187ZM186 216V217H187ZM221 217V215H218V217ZM230 217L229 218H231L232 219V214L231 215H229ZM242 216V215H241ZM240 216V218H242ZM76 217V218H77ZM98 217L99 216H97V220H98ZM102 217V216H101ZM106 217V216H105ZM108 217V216H107ZM115 217H113V218H115ZM154 217V216H153ZM152 217V219H154ZM167 217V218H168ZM176 217H179V216H176L175 215V218ZM184 217V216H183ZM186 217H184V218H186ZM194 217V215H192V216H190L189 217V219L191 220L192 218ZM45 218V219H44ZM57 218H60V217H58V215H57ZM94 217H92V219H93ZM109 218V217H108ZM108 218H106V219H108ZM161 218V217H160ZM165 218V217H164ZM164 218H161L162 220H160L161 222L163 221V219ZM166 218V219H167ZM174 218V219H175ZM180 218L181 219H184V218H182L181 217V215H180ZM188 218V217H187ZM186 218V219H187ZM199 218H198V220H199ZM206 220L208 219V217H204ZM212 218H214V216L212 217ZM222 218V217H221ZM220 218V220H222V219H224L225 220V218H222L221 219ZM237 218H239V216L237 217ZM62 219V218H61ZM69 219V220H70ZM84 219H86V218H82V220L81 221H86V220H84ZM100 219H102V218H100ZM99 219V220H100ZM151 219V220H152ZM173 218H172V220H174ZM203 219V218H202ZM215 219H216V222H215V224L216 223H218L219 224V222H220V220H219V218L217 219V217H216V215H215ZM215 219H208V221L209 220H211V221H209V225L207 226V224H206V227H209L210 226V228H213V227H215L214 225H212V224H214V223H212L211 225L213 226V227H211V225H210V222H213V220L215 221ZM46 220H48L47 222H44V221H46ZM57 219L55 218V221H56ZM60 220V219H59ZM58 220V221H59ZM64 221H66V219H63ZM62 220V221H63ZM90 220V218L89 219H87V222ZM95 220V219H94ZM112 220V219H111ZM150 220V221H151ZM155 220V219H154ZM157 220H158V216H157V219L155 220L156 222H157ZM158 220V222H160ZM168 220L169 221H171L170 219H167V220H165L164 219V222L165 221H167L165 224H166V226L168 227V225H167V223L169 224V223H172V221L171 222H168ZM179 221L178 219H175L174 221ZM193 221H194V218L192 219ZM206 220H204L205 221V223H206ZM217 220H219V222L217 221ZM223 220V221H224ZM226 220L228 221V219H227V217H226ZM247 220V219H246ZM54 221V222H55ZM96 221V220H95ZM110 221V220H109ZM181 221V220H180ZM186 221V220H185ZM200 221V220H199ZM201 221H203V220H201ZM233 221V220H232ZM61 222V221H60ZM59 222V223H60ZM90 222H91V220H90ZM89 222V223H90ZM94 222V221H93ZM99 222H101V221H99ZM104 222H105V219H104ZM112 222V221H111ZM160 222V223H161ZM164 222H162V223H164ZM182 222V221H181ZM178 222V224L177 223H174L173 222V224L175 225L176 224V226H177V229H178V225L180 224V226H181V224L183 223L184 225V227L183 226H181V227H183L182 229H185V227L187 228V225H185V222ZM190 222H191V224H193L192 223V221H188V222H186V224L188 223V225H191L190 224ZM198 222V221H197ZM196 222V225L198 224ZM248 222V221H247ZM45 223H47V225L48 226H45ZM88 223V224H89ZM92 223V222H91ZM90 223V224H91ZM102 223V227L106 224V222L104 223V225H103V222H101ZM100 223V224H101ZM109 223V222H108ZM195 223V222H194ZM200 224H202L201 222H199ZM205 223H204V225H205ZM226 223V222H225ZM223 223L225 226L223 227L222 226V223L220 224L223 228H222V230H224V231H226L225 230V228L227 227L226 225H228V223ZM234 223V222H233ZM232 223V224H233ZM251 223V222H250ZM56 224V223H55ZM60 224H62V223H60ZM59 224V225H60ZM63 224H64V227H68V225H66L65 226V224H66V222L64 223L63 222ZM79 224L77 225L79 228H83V227H81L82 226V224H83V222H82V224H81V226H79ZM85 224V223H84ZM89 224V225H90ZM94 224V223H93ZM99 224V225H100ZM148 224H150L151 225V223H147V227H148ZM155 223H152V225H151V227H157L156 225L158 224V223H156V225H154ZM172 224V225H173ZM231 224V225H232ZM245 224V223H244ZM247 224V223H246ZM59 225H56L57 226V228L58 227H60ZM92 225V224H91ZM90 225V226H91ZM94 225H96V224H94ZM111 225V224H110ZM164 225V224H160V227L159 228H156V229H160L159 231H161L162 230V226ZM170 225L171 224H169V227H170ZM203 225V226H204ZM220 225H217L216 224V226H219L220 227ZM234 225V224H233ZM248 226L249 225H251V224H247ZM246 225V226H247ZM55 225H54V227H56ZM75 226H76V224H75ZM75 226H74V228H75ZM86 226H87V224H86ZM93 226V225H92ZM98 226V225H97ZM96 226V227H97ZM193 226H194V224H193ZM244 226V225H243ZM247 226V227H248ZM48 227V228H47ZM66 227V228H67ZM84 227H85V225H84ZM95 227V228H96ZM99 227V226H98ZM101 227V228H102ZM164 227H165V225H164ZM164 227H163V230H164ZM165 228V232L166 231H168V230H166V229H168V228ZM173 227H175V226H172V229H173ZM194 227H196V226H194ZM198 227V226H197ZM196 227V228H197ZM201 226H199V228H200ZM61 228V227H60ZM94 228V227H93ZM104 228H106V225L104 226ZM107 228H109V227H107ZM189 228V227H188ZM193 228V227H192ZM199 228H197V229H199ZM205 228V227H204ZM203 228V229H204ZM209 228V229H210ZM231 228V226L229 227V229ZM244 228V227H243ZM84 229H87V227L86 228H84ZM84 229H82V230H84ZM91 229V228H90ZM100 229V228H99ZM98 229V230H99ZM124 229V228H123ZM152 229V228H151ZM171 229V228H170ZM190 229H191V226H190ZM197 229H196V231H197ZM219 229H221V228H218L217 229V227H216V230H215V228H214V230L215 231H217L218 230V232H219ZM227 229V231H228V227L226 228ZM250 229V228H249ZM248 228H247V231L249 230ZM81 230V231H82ZM88 230V229H87ZM92 230V231H91ZM90 231L92 232V234H94L93 233V229H91ZM97 230V229H96ZM138 230H140V229H138ZM137 230V231H138ZM174 230V229H173ZM172 230V231H173ZM176 230V229H175ZM192 230H194L193 231V233L195 234V228H193ZM191 230V231H192ZM201 230H202V227H201ZM206 230H208L207 228H206ZM205 230V231H206ZM233 230V229H232ZM231 230V231H232ZM243 230H245L246 231V228H244ZM77 231L79 232V233H77ZM89 231V233H91ZM110 231V230H109ZM120 231V230H119ZM117 232L119 235H120V233L123 231H121V232ZM136 231V232H137ZM169 231H171V230H169ZM178 231V233H179V230H177ZM181 231V230H180ZM183 231V232H182ZM181 231V233H183V234H186V233H184V232H188V230L186 229L185 231L184 230H182ZM208 231H210V230H208ZM207 231V232H208ZM211 231H212V229H211ZM211 231L210 232H208V234L209 233H211ZM231 231H228V232H231ZM245 231H243V232H245ZM84 233H85V231H83ZM82 232V233H83ZM94 232H95V230H94ZM98 232H100V231H98ZM103 231L101 230V233H102ZM125 232V231H124ZM165 232H161L160 234H166V235H168V233H170V232H167V233H165ZM174 232H176V231H173V233ZM199 233H203V230L202 231H198ZM197 232V233H198ZM227 232V233H228ZM99 234V236H101L102 234ZM106 233H108V232H106ZM105 232L103 233L104 234V236H105V238H106V236L108 235H105L106 234ZM127 233H128V231H127ZM173 233H170L169 235L170 236H174L173 235ZM192 233V234H193ZM222 233V232H221ZM227 233L225 234V235H227ZM97 234V233H96ZM159 234V233H158ZM175 234V233H174ZM192 234H191V236H192ZM193 234V235H194ZM204 234V235H203ZM201 236H199V238L201 237L202 239L203 238H205V233H203ZM216 234H218V233H216ZM230 234H233L234 235V232L233 233H229V237H233V236H230ZM71 235V234H70ZM73 234H72V236H71V239L73 238V236H74ZM90 235V234H89ZM112 236H113V234H111ZM110 235V233H109V235L108 236H111ZM122 235H125L124 233H122ZM127 235H129V234H127ZM168 235V236H169ZM189 235H190V233H189ZM189 235H185V236H189ZM196 235V234H195ZM197 235H200V234H197ZM197 235H196V237H197ZM211 236H214V235H212V233L210 234ZM221 235V234H220ZM222 235H224V233H222ZM235 235H238L236 232H235ZM234 235V236H235ZM81 236H83V238H84V234L83 235H81ZM80 236V237H81ZM86 236L88 237L87 239H89L91 236H92V241L91 242H93V239L95 238V235L93 236V235H91L90 237L88 236V233L86 234ZM114 236H115V238L116 237H118V236H116L115 235V233H114ZM113 236V237H114ZM129 236H131V235H129ZM160 236V235H159ZM165 236V235H164ZM163 235H162V237H164ZM185 236L183 237V238H177V236L175 237V238H173V237H169V239H168V237H167V239H166V237H165V239L163 240V238H161L163 241H165V240H168L169 242H172L170 239H172L173 238V241H174V239H183V240H185L186 238H185ZM191 236H189V238L187 239L188 241H197V239L198 240H201V239H199L198 237L195 239H193ZM204 236V237H203ZM208 236V235H207ZM206 236V237H207ZM79 236H78V238L75 236V239H81ZM94 237V238H93ZM97 237V236H96ZM103 237V236H102ZM112 237V238H113ZM194 237V236H193ZM223 238L225 237V236H222ZM227 237V236H226ZM229 237H227V238H229ZM82 238V239H83ZM98 238H100V237H98ZM119 238H123V236L121 237V235H120V237ZM130 238V237H129ZM157 238H159L158 236H157ZM208 238H212V237H207V239ZM214 238V237H213ZM212 238V239H213ZM58 239H59V241H58ZM67 239H68V241H67ZM74 239V240H75ZM85 239V238H84ZM108 239V238H107ZM126 239H127V237H126ZM133 239V238H132ZM131 239V240H132ZM192 239V240H191ZM206 239V240H207ZM225 239V238H224ZM73 240V239H72ZM71 240V241H72ZM99 240H101V239H99ZM98 240V241H99ZM103 241H104V239H102ZM115 240V239H114ZM116 240H118V238L116 239ZM115 240V242H117ZM120 240V239H119ZM123 240V239H122ZM159 240H160V238H159ZM183 240H181L182 241V243H183ZM204 240V239H203ZM206 240H205V242H206ZM209 240V239H208ZM208 240H207V242H208ZM228 240H230V239H228ZM57 241H58V243L60 244H58L57 243ZM77 241V240H76ZM79 241V240H78ZM83 241V243H84V241L85 240H82ZM97 241V239L95 238V242ZM106 241V240H105ZM109 241V240H108ZM128 241V240H127ZM134 241V240H133ZM181 241L179 240V242L181 243ZM74 242V241H73ZM88 242V241H87ZM90 242V241H89ZM102 242V241H101ZM115 242H113L114 244H116L117 245V243H115ZM120 242H121V240H120ZM130 242V241H129ZM185 242V241H184ZM189 242V244H192V243H190ZM77 243V242H76ZM76 243L74 244V245H76ZM80 243H82V242H80ZM79 242H78V244H77V246L80 244ZM82 243V244H83ZM98 245H101V244H103V243H101V244H99L98 242H96ZM163 243V242H162ZM165 243V242H164ZM163 243V244H164ZM166 243H167V241H166ZM179 243V244H180ZM197 243H199L198 241L197 242H194V244H196L197 245ZM201 244H203L202 243V241L200 242ZM63 244V245H64ZM85 244V243H84ZM92 244V243H91ZM113 244V245H114ZM123 244V243H122ZM125 244V243H124ZM124 244H123V247H128L127 246V244L124 246ZM131 244H132V242H131ZM176 244V243H175ZM183 244H186V243H183ZM194 244H192V245H194ZM201 244H199L198 246H194V247H201ZM59 245V246H58ZM74 245H72V250H74V252H78V254H79V256L78 255H74V252L73 251H71V254H72V256H76V259H77V256H78V260L80 259V257H82V256H80V255H83V252H81V254H80V251H82L83 250V248L81 249V250H79L83 245H81V247H79L78 248V251H75V249L77 248H75V249H73V247H75ZM90 245V244H89ZM93 245H94V243H93ZM96 245V244H95ZM104 245V244H103ZM107 245H108V243H107ZM106 245V246H107ZM129 245V244H128ZM134 245V244H133ZM165 245H167V244H164V246ZM172 245V248H176V247H173V244H171ZM204 245V244H203ZM202 245V246H203ZM206 245V244H205ZM69 246V247H68ZM86 246H88V244H86ZM175 246V245H174ZM176 246H178L179 248H180V246H181V244L180 245H177L176 244ZM184 246V245H183ZM188 246V244H186V247ZM217 247H218V245H216ZM220 246V245H219ZM65 247V246H64ZM97 247V246H96ZM103 247V246H102ZM104 247H105V245H104ZM103 247V248H104ZM125 247V248H126ZM129 247H132V245H130ZM133 247H136V245L135 246H133ZM138 247V246H137ZM171 247V246H170ZM177 247V248H178ZM188 247H190L191 249L193 248L191 245H189ZM187 247V248H188ZM209 247V246H208ZM216 247V248H217ZM223 247H225V246H223ZM85 248H87V247H84V249ZM89 248V247H88ZM87 248V249H88ZM109 248H113V249H116L115 248V245H114V247H111V242H110V247ZM169 247H167V249H168ZM177 248H176V251H177ZM178 248V249H179ZM197 248H194V253L196 252L195 250L197 249ZM207 248V247H206ZM205 247H204V249H206ZM70 249V250H71ZM86 249V250H87ZM90 249H92L91 247H90ZM105 249V248H104ZM107 249V248H106ZM105 249V252L107 251ZM127 249V248H126ZM132 249V248H131ZM131 249H128V251L129 250H131ZM135 249V248H134ZM139 249H140V247H139ZM139 249H136V250H139ZM160 249V248H159ZM162 249V248H161ZM167 249H165L166 251H167ZM170 249V251L172 250L171 248H169ZM168 249V250H169ZM174 249H173V252H176V251H174ZM183 250H186L187 251V249L185 248H182ZM191 249H189V250H191ZM198 249H203V248H198ZM197 249V250H198ZM203 249V250H204ZM208 249V248H207ZM206 249V251L208 252L209 250H207ZM209 249H211V251H212V253H211V251H209L210 253H211V256L214 254L213 252H214V250H212V249H214V247H211V248H209ZM221 249H222V246H221ZM229 249V248H228ZM62 250H63V252H62ZM65 250H66V247H65ZM77 250V249H76ZM94 250V249H93ZM99 250V249H98ZM117 250H119V249H117ZM117 250H115V254L117 255ZM133 250V249H132ZM132 250H131V252H132ZM135 250V251H136ZM200 250H199V253H200ZM217 250V249H216ZM220 249H218V251H219ZM224 250H226V249H224ZM92 251V250H91ZM91 251H89V252H91ZM102 251V250H101ZM100 251V252H101ZM110 251V250H109ZM109 251H107V253H109ZM134 251V250H133ZM161 251H163V250H160V252ZM182 251V250H181ZM185 251V252H186ZM217 251V252H218ZM62 252V254H66L65 256H63L62 255V258H61V256H59V254ZM64 252H67V253H64ZM94 252V251H93ZM97 252V251H96ZM96 252L94 253L95 255H96ZM113 252V251H112ZM119 252V251H118ZM127 251H125V252H123L124 254H123V256L122 255H120L121 257H126V256H124V255H126L125 253H126ZM155 252V251H154ZM164 252V251H163ZM163 252H161L162 253V255H163ZM172 251H171V253H173ZM179 252V251H178ZM184 251H182V252H179L178 254H176V255H179V254H181V255H179V256H182ZM188 252H191V251H188ZM188 252H186V254L189 256L190 255V253L188 254ZM192 252H193V250H192ZM191 252V253H192ZM198 252V251H197ZM196 252V253H197ZM207 252H205V250H204V252L202 251V254L203 253H205V254H203L204 256L206 255V253ZM216 252V253H217ZM222 252V251H221ZM225 252V251H224ZM85 251H84V255L83 256H85ZM87 253H88V251H87ZM99 253V252H98ZM135 253V252H134ZM133 253V254H134ZM139 253V252H138ZM149 253H151V252H149ZM153 253V252H152ZM158 253V252H157ZM156 252H155V254H157ZM168 253V252H167ZM193 253V254H194ZM199 253H197L196 255V257H198V261H199V263L200 262H202L203 261V263H205L204 262V260H201L200 258H199V255H201V253L199 254ZM220 253V252H219ZM227 253H228V251H227ZM69 254H70V252H69ZM77 254V253H76ZM93 254V253H92ZM89 255L90 256V259H92L93 260V258H92V256L93 255ZM99 254H101V253H99ZM99 254H97V255H99ZM102 254H104V256L103 257H105V253H102ZM111 254H113V253H111ZM114 254V255H115ZM120 254H122V252L120 253ZM130 254V253H129ZM132 253H131V255H132V257L134 256ZM137 254V253H136ZM140 254V253H139ZM144 254H146V253H144ZM159 254V253H158ZM169 254V253H168ZM199 254V255H198ZM208 254V256H205V257H207V259H208V257H209V253H207ZM218 254V253H217ZM216 254V256H218ZM225 254V253H224ZM224 254H223V252H222V254L221 255H223V257H224ZM240 253H238V256H237V258H234V259H237V260H232V261H234V263L236 262V261H238L240 258H238L239 256L241 257V258H243V259H240V262L238 261L237 262V264L238 263H241V261L242 262H244L245 261V259H244V257H242V255H239ZM94 255V256H95ZM108 255H110V254H108ZM107 255V259H108V261H110L109 259H111V257L109 258V256ZM131 255H130V257H131ZM161 255V256H162ZM167 255V254H166ZM203 255L201 256L202 257V259H203ZM220 255V254H219ZM228 255H229V253H228ZM227 255V256H228ZM93 256V257H94ZM101 256V257H102ZM118 256H119V253H118ZM129 256V255H128ZM144 256V258H145V255H143ZM146 256H148L147 254H146ZM153 256H155V255H153ZM152 256V257H153ZM160 256V255H159ZM186 256V255H185ZM184 256V257H185ZM187 256V257H188ZM191 256H192V254H191ZM190 256V257H191ZM225 256H226V254H225ZM86 257H87V254H86ZM100 257V255H99V258H101ZM102 257V258H103ZM130 257H129V259L128 260H130ZM131 257V258H132ZM140 257V256H139ZM163 257V256H162ZM167 258H168V256H166ZM174 257V256H173ZM194 257V256H193ZM193 257H191V258H193ZM204 257V258H205ZM215 257V256H214ZM218 257H220V256H218ZM67 258V257H66ZM69 259H70V257H68ZM74 258V257H73ZM95 259H99V258H97L96 256L94 257ZM147 258H149V256L147 257ZM154 258V257H153ZM153 258L151 259V257H150V259L151 260H153ZM156 258H157V256L155 257V260H156ZM165 258V257H164ZM170 258V257H169ZM176 258V257H175ZM183 258V257H182ZM190 258V259H191ZM195 258V257H194ZM210 258V260H212L211 258H213V256L212 257H209ZM227 258V260H226V262H231L230 264H234V263H232V261H231V258H230V261L228 260V257H226ZM225 258V259H226ZM246 258V257H245ZM68 259V260H69ZM72 259V258H71ZM70 259V260H71ZM81 259H83V260H85V257H82ZM89 259V258H88ZM95 259H94V261H95ZM104 259V258H103ZM106 259V258H105ZM112 259L115 261L116 260V257H115V259H114V257H112ZM111 259V260H112ZM132 259H135V258H132ZM131 259V260H132ZM150 259H147L148 261H147V264H148V262L150 261ZM158 259V258H157ZM163 259V258H162ZM161 259V260H162ZM178 259H180V258H178ZM178 259H176V260H178ZM200 259V260H199ZM214 259H217V258H214ZM224 258H222V260H223ZM74 261H75V259H73ZM82 260V261H83ZM96 260V261H97ZM112 260V261H113ZM118 260H120V258L118 259ZM122 260H124V259H122L121 258V261L120 262H122ZM130 260V261H131ZM145 260H146V258H145ZM168 260H170V259H167V262H168ZM188 260H189V257H188ZM193 260H196V258L195 259H192V261ZM218 260H221V258L220 259H217L216 260V262H218ZM221 260V262H223ZM74 261H72L71 260V262L72 263H75L76 264V262L78 263V261L76 260L75 262ZM82 261L80 262V260H79V262H80V264L82 263ZM86 261V260H85ZM88 261V260H87ZM90 261V260H89ZM88 261V262H89ZM125 261V260H124ZM160 261V260H159ZM163 261L165 262V264H166V259L164 260L163 259ZM162 261V262H163ZM174 261V260H173ZM182 261V260H181ZM181 261H179V262H181ZM206 261H208V260H206ZM70 262V261H69ZM91 262V261H90ZM89 262V263H90ZM99 262H101V260H99ZM104 261H102L101 263H103ZM105 262H107V260L105 261ZM111 262V261H110ZM110 262H108V263H105V264H110ZM125 262H127L128 264H130L127 260L125 261ZM132 262H133V260H132ZM146 262V261H145ZM143 263V264H146V263ZM152 262V261H151ZM153 262H154V260H153ZM156 262H158V261H156ZM161 262V261H160ZM159 262V263H160ZM164 262H163V264H164ZM194 263H195V261H193ZM193 262H190V264H192ZM214 262H215V260H214ZM215 262V263H216ZM225 262V263H226ZM249 264H250V262L249 261H247ZM84 263V262H83ZM82 263V264H83ZM86 263V262H85ZM98 263V262H97ZM117 263V262H116ZM115 263V264H116ZM127 263H123V264H127ZM136 263H139V264H141V261L139 262H137L136 261ZM158 263V264H159ZM169 263V262H168ZM188 262H187V260H186V264H187ZM193 263V264H194ZM196 263H198L197 261H196ZM208 263V262H207ZM206 263V264H207ZM210 263H213V261L212 262H210ZM214 263V264H215ZM252 263V262H251ZM261 264V262H257V264ZM67 264H69V263H67ZM71 264V263H70ZM86 264H88V263H86ZM92 264H93V261H92ZM96 264V263H95ZM98 264H100V263H98ZM113 264V263H112ZM119 264V263H118ZM121 264V263H120ZM150 264V263H149ZM157 264V263H156ZM161 264V263H160ZM173 264H174V262H173ZM176 264H178V262L176 263ZM201 264V263H200ZM222 264V263H221ZM227 264V263H226ZM236 264V263H235ZM242 264H244V263H242Z\"/></svg>","mask_w":264,"mask_h":264},{"label":"rangeland","instance_id":"obj_2","mask_svg":"<svg viewBox=\"0 0 264 264\" xmlns=\"http://www.w3.org/2000/svg\"><path fill=\"white\" fill-rule=\"evenodd\" d=\"M229 8H230V7H229ZM233 8H234V7H232V9H233ZM217 9H219V8H216L215 10H217ZM227 11H228V10L226 9V12H227ZM232 11H233V10H231V8H230V10L228 11V12H230V13L227 12V13L229 14V15H227V13H225V11H221V10H220V11H217L216 13L213 12V17H212V16H209V18H208V17L205 18L206 21L201 22L200 25L197 27L198 31H196L195 34H197L196 36H199V40L196 41V39H195L196 42H195L194 45H196V46H195L194 49H193L194 51H193V50L191 51V52H192L191 57H190V53H191V52L189 53V55H188V53H187V54L183 53L186 57H185L183 54H182L183 57H182V56L179 57L180 59L182 58V59L179 60V61L181 62V61L183 60L184 63H185V65H184L183 61H182V64L179 63V64L181 65V66H180V67H181V70H182V69L184 70V69H187V68H188L187 70H184V74H185V72H187V73L185 74V75L187 76L186 78L189 77L190 79H189V78H188V79H189L190 83L193 82V84H192V83L190 84L189 82H187V85H188V84H190V85H188L189 88L186 86V90H185L186 93H184L185 95H183V94L180 95V96H179L180 99H179L178 97H177V98H174V99H173L174 101H173V103H171V104L175 105L174 103H177L178 101H180V100H181V97L184 98V96H186L184 99H186L187 101H188L187 98H188L189 96H193L194 98H195V96H196L197 98H195V99H194L193 97H192L193 99H192V98H191V99L189 98V99L192 100V101H191V102L188 101V102L186 103V105L184 104V103H185L184 101H186V100L182 99L181 101H183V102H182V103L179 102L180 104L177 103V105L174 106V107H171L170 105H168V109H167V107H166L167 104H166L165 106L162 105V106L164 107L163 109H162V108H161V109H157V110H160V112H159V111H155L156 108L154 109V113H152L153 110L150 112V114H151V113H152L153 115L156 114L157 117H156L155 115L153 116V115L151 114L152 118H153V117H156V118L158 119V121L161 119V120L159 121V123L161 124V122H162V124H161V126H160V124L158 123V121H157V122L155 121L156 118H154V119H150L151 116L149 117L150 121H152V122L155 121V123L153 122V123H154L153 125H152V122H151L150 125H152V128L154 127V129L157 127L156 125H158V127H157V128H158V131H157V128H156V131H155V130H152V128H151V130L149 131L150 133H148V131H146V132L144 133L145 135H149V134H150L149 136H146V137L143 135V137H144V138H143V141L146 142V143H145V146L148 145L147 141H148L150 144H152V145H153V142H154L156 145L154 144L153 147H151L152 145L149 146V147H151V149L155 147V149H156V150L154 149V150H155V153L157 152V150H158V148H159V151H158V152H160L161 154H163L164 159H165V157L167 156L165 153L168 154L169 158H170V156H172V157H171L170 159L168 158V160H165V161H164V159H162V157H160V156H162L161 154L158 153V154H159V155H158V154L156 153V155H155V154L152 152L151 149H149V150L147 149L149 152H146L145 156L137 157V160H135V161H136V162L138 161V163H139L138 165H139V166H142V168H144V169L140 168V169H142L143 172L140 171V169H139L138 166L135 167V166L133 165L135 168H134L133 166H131V168L134 169L133 171H134L135 176H134V178H132V177L129 176V178H130V180H131L132 182L129 181L130 183L128 182V184L126 183L127 185L125 184L126 187L129 185V186L127 187V189H129V190L126 189V192H127V193H125V191H124L125 189H123V192H121L122 189H121V191H116V190H115V191L118 193L119 196H120V194H119L120 192H121V193H124L123 197L120 196V198H123V199H124V198H125V197H124L125 195L127 196V197H126L127 199H128L129 196H130V198L133 196L132 198L134 199V201L132 202V198H131V199L129 198L130 200H129V199H128V200H122V199H120V200H116V199L114 198V196H117V195H114V193H112L113 195L109 193V194H110V197H111V195H112V198L115 199V202H116V203H117L118 201H120L119 203L116 204V203L113 201L112 198H109V199H111V200L116 204V205H114V207H116V206H118V205L120 206L119 208H117V210L112 206V208L115 209L116 212L118 211L117 214H116L115 210L111 209L110 206H108V204L110 205V203H111V205H113L114 203L112 204V201H111V202L108 201L109 203H108V202L106 203V201H103V200H102L103 197H101L102 195H104V197H105L104 200H106V199L109 200V199H108V196H107L108 192H107L106 190L112 192L115 188H114L113 190H111V189H112L111 186L108 185V186L110 187V188H109L107 185L103 184V183L100 182L99 180H98V181H99L100 183H97V182L95 181V182L97 183V184H96V183L94 182V180H93V182H92V180H91V179H95V180H97L96 178H91V177H90V178H91V179H90L89 177L87 178V175H85V178H87L88 180L90 179L91 182H92L93 184L95 183V186H94L93 184H91V183H89V184L87 183L88 185L91 184L89 187H87L88 189L90 188V191H89L87 188H86V189H83V188H85L84 185L86 186L85 182H88V181L84 178V176H82V174H83L82 172H78L77 169H78L79 167H78L77 169H76L75 167H73V166H75V165H74L72 162H70L69 159H66V161H65V159L63 160V158H64L63 153H62V156H61V154H60V155L58 154V155H56V156H55V155L51 156V155H52V149H51V146H49L50 148L48 147V144H47V145H46V144H45V145H42V144H41V141H40L39 139H38V140H39V141H38L37 138H35V137H34V138L31 137V138H28V139H27V137H26V138H25V137L21 138L20 136H15V138H17L16 140L18 141V142H17V141L15 140V142L17 143V146H18V149H17V146H16V144H15V146H16V149H15V150H17V151H16L17 155H18L20 158L22 157L21 160L24 159V160H23L24 162L22 161V162H23V166H25V168H26L27 170H28V167H29V169H30V170H28V171H30L29 173H31V172L33 171V172H32V173L34 174L33 177H35V176H38V177H39L38 181H37V179H36L37 177H35L34 179H36V180H34V182H35V181H36V182H39V181L41 180V182L37 183V185L40 186V188L37 187L36 192H38V191H39L38 189H40L39 192H40V193H41V192H42V193H45L44 195H45L46 198H47V195H48L47 193H50V192H51L50 194H52V199H49V198H51L50 194H49V196H48L47 199H46V198L44 199V197L42 196L43 194H42V193H41V194L38 193V194H40V196H41V198H39V202H40V199H41V200H42L41 203H42V205L44 206V208L46 209L47 214L49 213V214L47 215L48 217H46V219L49 218V215L51 214L50 212L53 211L54 209H55V210H54L53 213H52L54 216H55V214H57V212L59 211L57 215H58V217H60V218H57V215H56L55 218H56L57 220L55 221V218H54V220H53L52 223H53L55 226H56V225H59L60 223H62V224L59 225L61 228H60V227L57 228V226L54 227V225H52V224L50 223V222L52 221L51 216H50L51 221H48V220L44 221V222H47V221H48L47 223H49V224H48L49 226L47 225V223H45V226H48L49 228L52 226V228H53L54 230H55V228H56V230H55L56 232H57V229H58V231H59L60 233H61V231L63 230L62 228L68 229V232H67V230H63V231H62V232H65V233H67V234L69 233V231H70L71 229H72V230L74 229L75 231H74V230H73V231L76 233V228H78L77 230H78L79 232H81L80 235H79V234L74 235V233L71 232V233L68 234V235H69V238H68L67 236H66V237H67L68 239H70V240H69L70 242H67V243H71V244H69V246H71L70 249L72 248V245H74L76 242H77L76 245H74L75 247H73V249H75V248L77 247V248H76L77 250L75 249V251H78V248L81 247V245H83V246L79 249V250H81V249L83 248V250L80 251V254H81V252H83V255H84V251L86 252V253H85V256L80 255V256H82V257H85V260H86V261L83 260V259H81L82 257H80V259H79L80 262L83 260V261H82V263L84 262L83 264H86V263H88V264H92V261H93V264H95V263H96V264H98V263H100V264H105V263H108V262H110V261H111L110 264H112V263L115 264L116 262H117L116 264H118V263H119V264H120V263L123 264V263H127V262H125L126 260H127L129 263L131 262L130 264H139V263H136V261H137V262H138V261H139V262L141 261V264H143V263L146 261L145 263L147 264V261H148L147 259H150V257H151V259L154 257V258H153L154 262H153V260L150 259V261L148 262V264H149V263H150V264H156V263L158 264L160 261H161L160 263L163 264V262H164L163 259H164V260L166 259V264H173V262H174V264H176L177 262H178V264H186V260H187V262H188L187 264H190V262H193V261H195V263L193 262L194 264H200V263H201V264H206L207 262H208L207 264H214V263L216 262V260H217V259H220V258H221V260H222V258H224V259L222 260L223 262H221V260H218V262H216L215 264H221V263H222V264H226V263H227V264H230L231 262H226V260H227L226 257H228V260H229V261H230V258H231V261H232V260H237V259H234V258H237L238 253H240L239 255H242V257H244V259H245L244 262L241 261V263H238V264H242V263H244V264H249L247 261H249L250 264H257V262H261V264H264V176H263V174H264V170H262V171L259 170V168L261 169V166H259L260 164H259V161H258V160H260V159H263V160H264V158H261V156H260L261 153H260V155H259V152H261V150L259 151L258 148L261 149V144H260V147H258V148L253 147V148L257 149V151H259L258 153H257L255 150L253 151V148H252V150H251V151H253V154H252V155H253V157H254V158H253L254 161L251 160V159H250V160H251L253 163H252L250 160H248V165H247V164L245 165L244 163H246L247 161L243 162V165H241V168H242V166H243L242 169L240 168V165L238 166L239 163L237 164V160H238V159H235L236 164L234 163L233 165H232V164H228V163H227V165H226L225 162H227V161H226V160H222V161H224V167H222L223 164L220 165V163L222 162L221 160H220L221 162L219 161L220 163L217 161V160H219V159H226V157H227V156L224 157V154H225V152H224V151H225V150H224V149H225V146L223 147V145H225V141L227 142V140H223V141H224V144H223V142H222V143H219V142L222 141V139H225V138H226V139H229V141H230L231 138H232V140H233V137H235V136H231V135H234V134H235V133H232V134H231V132L233 131V129L230 130V129H228V128H224L223 130H222V129L219 130V128H222V127L224 126L223 123L226 125L227 122L229 121V119H231L232 117H234V114H233L234 112H233V111H236V110H235V106L237 107V104H238V105H243V104L245 103V102H244V99L246 100V98H247L246 95H248L249 92H251V91L253 92V89H251V88H254V85H256V88H255V89H257V90L259 89V91H257V90L254 89V91H255V92L257 91V93H258L257 95H260V93H261V94L264 93V84H263V83H264V74H263V73H264V37H261V36H264V34H263V33H264V30L262 31V29H264V28H263L264 25L260 23V22L264 21V15L261 14V13H260V14H258V13H254L253 15H248V16H237V15L234 16L233 14H232L233 16H231L230 14L232 13ZM214 13H215V14H214ZM233 13L236 14L237 12L234 11ZM256 14H257V15H256ZM214 16L216 17V18H215L216 21H214V19H213ZM210 17H211L212 19H210ZM209 19L212 20V21H210ZM211 22H213V24H211ZM217 22H219V23H218V24H215V23H217ZM222 22H223V23H222ZM232 22H233V24H237V25H238V27H237L238 30H236V29H235V30H231V29L229 28V26L232 27ZM235 22H237V23H235ZM242 22H243V23H242ZM205 23H206V24H205ZM225 23H227V25H228V24H229V25H228V26H227V25L223 26ZM230 23H231V24H230ZM244 23H245V24H244ZM254 23H255V24H254ZM258 23L261 24L260 27H261L262 25H263V26H262L261 28L258 27V26H259ZM262 23H263V22H262ZM202 24H204V25H202ZM207 24H209V25H207ZM239 24H240V25H239ZM243 24L246 25V26L248 25L247 28H246ZM249 24H251V26H250ZM216 25H217V26H216ZM241 25H242V28H241ZM257 25H258V26H257ZM213 26L218 27V28H219V32H216V31H218V28L215 29ZM219 26H220V27H219ZM226 26H227V27H226ZM239 26H240V27H239ZM253 26H254V27H253ZM212 27H213V28H212ZM225 27H226L227 30L224 29ZM244 27H245V28H244ZM255 27H256V28H255ZM199 28H200V30H199ZM211 28L213 29L214 33L216 32L214 35H213V31H211V32H212L211 34H210V32H209ZM254 28H255V29H254ZM257 28H260V29H257ZM212 29H211V30H212ZM220 29H221V32H220ZM222 29H223V31H224V33H225L224 35H223V32H222ZM253 29H254V32H253ZM215 30H216V31H215ZM239 30H241V31H239ZM242 30H243V31H242ZM249 30H250V31H249ZM248 31H249V32H248ZM257 31H260V33H259V32L257 33ZM261 31H262V32H261ZM208 32H209L210 36H211V35H213V36H212V37H210V36H209V37H206L207 35H209ZM252 32H253V33H252ZM200 33L203 35V37H202V35H201ZM203 33H204V34H203ZM206 33H207V35H205ZM219 33L221 34V36H220ZM232 33H234V34L231 35ZM244 33H245V35H244ZM255 33H257V34H255ZM261 33H262L263 35H262ZM218 34H219V35H218ZM229 34H230L231 36H229ZM238 34H239V35H238ZM240 34H241V36H240ZM247 34H248V35H247ZM252 34H253V35H252ZM254 34H255V35H254ZM260 34H261V35H260ZM216 35H217V37L220 36L221 38L219 37L220 39H216V38H217ZM226 35H227V36H226ZM235 35H237V36H236V39L234 38ZM251 35H252L253 37H252ZM257 35H259V37H258ZM214 36H215V38H213ZM222 36H223V37H222ZM242 36H243V38H240V37H242ZM245 36H246V37H245ZM205 37H206V38H205ZM250 37H251V38H250ZM229 38H230V40H229ZM205 39H206V43L204 44L203 42H205ZM224 39H226V41H225ZM234 39H235V40H234ZM228 40H229L230 42H229ZM247 40L249 41L248 43H247ZM237 41H238V42H237ZM201 42H202V44H204V45H202ZM227 42H229V44H227ZM231 42H233V43H231ZM239 42H240V43H239ZM197 43H198V44H197ZM199 43H200V44H199ZM244 43H245V44H244ZM231 44H232V45H231ZM201 45L203 46V50H204V49L207 50V52H208L207 55H209V56L204 55V54H206V53H205L206 51H205V52H204V51L201 52V51H202V46H201ZM226 45H228V46H226ZM204 46H205V48H204ZM230 46H233V48L230 47ZM234 46H236V47H234ZM208 48H209V50H208ZM195 49H196V50H195ZM197 49H200V50L198 51ZM193 53H194V54H193ZM202 53H203L204 56L202 55ZM205 56H207V57H205ZM189 57H190V59H189ZM208 57H209V58H208ZM179 58H178V59H179ZM183 58H185V59H183ZM203 58H204V59H203ZM207 58H208V59H207ZM212 58H213V59H212ZM187 59H188V60H187ZM205 59H206V60H205ZM216 59H217V60H216ZM189 60H190V61H189ZM198 60H199V61H200V60H203V62L201 61V63H200ZM185 61H186V62H185ZM188 61H189V62H188ZM195 61H196V62H195ZM218 61H219V64H218ZM177 63H178V62H177ZM186 63H187V64H186ZM188 63H189V64L192 63V64L189 66ZM198 63H199V65H198ZM179 64H178V65H179ZM217 64H218V65H217ZM183 65H184V66H183ZM186 65H187V66H186ZM195 65H196V66H195ZM182 66H183L184 68H183ZM185 66H186V68H185ZM217 66H218V67H217ZM192 67H193V69H192ZM194 67H195V68H194ZM211 67H212V68H211ZM216 67H217V68H216ZM214 68H215V70H214ZM220 68H221L222 71L220 70ZM201 69H202V70H201ZM190 70H191V71H194L193 74H192V72H190ZM195 70H196V71H195ZM209 70H210V71H209ZM213 70H214V71H213ZM217 70H218V72L213 73V72H215V71H217ZM206 71H207V74L205 73ZM219 71H220L221 73H220ZM182 72H183V71H182ZM208 72H210V73H208ZM237 72L240 73L238 76H240V75L242 74L241 76H243V77L240 76V77H241V78H240V77H238V76H235V75L238 74ZM189 73H190V74H189ZM202 73H203V74H202ZM211 73H212V75L214 74V75H213V78H214V79L212 78V75L210 76ZM195 74H196V75H195ZM208 74H209V75H208ZM215 74H216V75L219 74V75L216 76ZM189 75H191V76H189ZM194 75H195V76H194ZM201 75H202V76H201ZM207 75H208V76H207ZM192 76H193L194 78H193ZM234 76H235V77H234ZM196 77H197L198 79H197ZM202 77H204V79H202ZM205 77H206V78H205ZM210 77H211V78H210ZM255 77H256L257 79H256ZM191 78H193L194 81H193ZM208 78H209V80H210V79H211V80L209 81ZM215 78H216V79H215ZM252 78H254V79H252ZM195 79H197L198 81L195 80ZM199 79H200V80H199ZM205 79H207L208 82H207V80H205ZM241 79H242V80H241ZM255 79H256V80H255ZM186 80H187V79H186ZM191 80H192V81H191ZM201 80H202V81H201ZM240 80H241V81H245V82H244V83L241 82V84H239V81H240ZM196 81H197L199 84H201V85H199ZM255 81H257V84H258L259 86L256 84ZM194 82L197 83V84H195ZM200 82H205L206 84L203 83V84H205V86H203V84L200 83ZM248 82H249V83H248ZM242 83H243V84H242ZM245 83H246L247 85H245ZM184 84H186V83H184ZM191 85H192V87H190ZM193 85H195V86L193 87ZM242 85L245 87L243 90H241L242 87H243ZM260 85H261V86H260ZM200 86H201V87H200ZM202 86H203V90H205V91H203V90L201 89ZM207 86H209V87H207ZM250 86H251V88H249ZM252 86H253V87H252ZM204 87H205V88H204ZM212 87H213V88H212ZM258 87H259V88H258ZM190 88L193 89V91L195 90L196 92H195V91L193 92ZM196 88H197V90H196ZM209 88H210V89L212 88V89H211V94L209 93V92H210V89H209ZM218 88H220L221 90H219ZM198 89H200V91H201V90H202V91L199 92ZM206 89L208 90V91H207V94H205V93H206ZM217 89H218V91H217L218 93H216V95H215L214 93H215V90H217ZM246 89H247V90L250 89V91L248 92ZM260 89H262V90L260 91ZM212 90H214V92H213ZM185 91H183V92H185ZM222 91H223V92H222ZM240 91H242L241 94H238V93H240ZM244 91H245V94L242 95V94L244 93ZM262 91H263V93H262ZM189 92H190V93L193 92V93L190 94ZM220 92H222V94L224 93L223 97L221 96ZM227 92H228V93H227ZM236 92H237V93H236ZM247 92H248V93H247ZM259 92H260V93H259ZM187 93H189L190 95L187 94ZM197 93L199 94L198 96H197ZM226 93H227L228 96L226 95ZM202 94H205V95L203 96ZM212 94L215 95V96H214L215 98H213V97L211 96ZM219 94H220V95H219ZM235 94H236V96H235ZM251 94H252V93H250V95H251ZM253 94L255 95L256 93L253 92ZM187 95H189V96H187ZM194 95H195V96H194ZM225 95H226V96H225ZM237 95H238V99H240V100L236 99V101L239 102V103L241 102V104L236 103V101L234 102L235 98H237ZM254 95H251V96L248 95V98H249V97H253ZM257 95H255V96H257ZM217 96L221 99L220 101H219V99H218ZM243 96H244V97H243ZM200 97H201V98H200ZM221 97H222V98H221ZM242 97H243V98H242ZM245 97H246V98H245ZM262 97H264V94H263ZM199 98H200L201 100H200ZM216 98H217V99H216ZM226 98L228 99V101H229V98H230V102L226 101V100H227ZM233 98H234V99H233ZM241 98H242L243 100H241ZM175 99H176V100H175ZM178 99H179V100H178ZM196 99H197V100H196ZM222 99L225 100V102H224V103L222 102V104H221V101H223ZM202 100H203V101H202ZM214 100H216V101L218 100V101H219L218 104H217V102H215ZM247 100H248V99H247ZM194 101H199V102L201 101V102H200V104H202L201 108H202V107L204 108L203 110H204L205 114H204V112H203L201 109L199 110L200 112H197V111H196V112H197L196 114L198 115V117H199V113H200V116L205 115V117L203 116L204 118H203V117H199V118H201V119H200V120H201V123H200V121H198L199 118L196 117L197 115L194 113L195 110H197V109L200 107V105H199V102L197 103V102H194ZM193 102H194L195 104L197 103L198 105L193 104ZM214 102H215V103H214ZM227 102H228L229 104H230L231 102H233V103H231L230 106H229V105L226 104ZM242 102H243V104H242ZM213 103H214V104H213ZM178 104L181 105V110H182V111H179ZM183 104H184V105H183ZM187 104H188L189 106H188ZM190 104H191V107H190ZM224 104H226V105H224ZM233 104H234V107H233ZM235 104H236V105H235ZM192 105H193V107H194L195 109L192 107ZM194 105H195L196 107H195ZM215 105H216V106H215ZM217 105H218L219 108H217ZM221 105H224V108H223V109H222L223 106H221ZM185 106H188V109H187V107H185ZM197 106H199V107H197ZM226 106H227V107H226ZM231 106H232V107H231ZM170 107L173 108L174 110H175V108L178 107V109H176L175 111L178 110L179 115L176 114V115H177V116H176L175 113H178V112H175L174 110H172L173 112L171 111V115H170V113H169V112H170L169 110H171ZM182 107H185V108H182ZM169 108H170V109H169ZM190 108H191L192 111L190 110V112H188V113L185 112V111H189ZM192 108H193V109H192ZM225 108H226V109H225ZM227 108H229V112H228V109H227ZM231 108H233L234 110L231 109ZM165 109H166V111H165ZM183 109H184V112H183ZM185 109H187V110H185ZM213 109H217L218 111H217V110H213ZM219 109L222 110V112H219V111H220ZM193 110H194V112H193ZM223 110H224L225 112H224ZM226 110H227V111H226ZM216 111L219 112V113H221V114L219 115L220 117H216V116L218 115V113H217ZM162 112H163V113H162ZM180 112H182V113H184V114H186V113L189 114V113L193 112V114H192V113L189 114V115L186 114V115H187V116H186V115H184V114H182V113H181V115H180ZM201 112H203V114H202ZM215 112H216L217 114H216ZM223 112L226 113V119L224 118V117H225V116H224L225 114H224ZM227 112H228V113H227ZM230 112H231V113H230ZM232 112H233V113H232ZM159 113H162V114H160L161 116H162V115L164 116L165 113H166V116H164L163 119H162L161 117L158 116ZM173 113H174V115L176 116L177 120H176V118L174 117V115H172ZM206 113H207V115H206ZM222 113H223V115H222ZM194 114H195L196 116H193ZM201 114H202V115H201ZM212 114H214L216 118H215L214 116H212ZM229 114L232 115V116L229 117V116H230ZM169 115H170V116H169ZM182 115H183L184 117H183ZM191 115H192L193 117H192ZM178 116H179V119H178ZM180 116H182V117H180ZM189 116H191V117H189ZM206 116H208V117H209V116H212V118L210 119V121H209V118L206 117ZM158 117H159V118H158ZM194 117L197 118L198 120H197V119H194V121L191 120V119H193ZM222 117L225 119V120H224L225 122L223 121ZM228 117H229V119H228ZM171 118H172V119H171ZM188 118H189V120H188ZM205 118L208 119V121H207V122H208V125H206L207 122H206V119H205ZM217 118H220V121H219V119L217 120ZM202 119H204V120H202ZM215 119H216V120H215ZM221 119H222V123H221ZM167 120H168V122H167ZM173 120H175L174 123L172 122ZM184 120L186 121L185 125H186V124H189L188 127H185L184 125H183V126H184L185 128L182 127V124H184V122H185ZM196 120H197L198 122H197ZM212 120H213V121H212ZM214 120H215V121H214ZM231 120H232V119H231ZM163 121H164V122H163ZM169 121L172 122V123H170ZM178 121H179V123H177ZM191 121H193V123H195V124H193ZM195 121H196V122H195ZM203 121H204V122H203ZM217 121H218V123L220 122L222 125H221V124H220L221 126H220L219 124H218V125H215V124H217V123H216ZM175 122H176V123H175ZM180 122H182V124H180ZM188 122H189V123H188ZM202 122L205 124V125L203 124L204 126L202 125ZM209 122H211L212 124H213V122L215 123V124H213V125L211 124V127H212V128H213V126H214V127H215V126L217 127V128H216V127L213 128V130H215V133H218V132H216L217 130L219 131V133H218V137H217V136H214L215 133H214L213 130H212L213 132L210 131V130H211V129H210L211 127L209 126ZM168 123H169V124H168ZM197 123H198L199 125H197ZM173 124H174L175 127H177L176 130H177L178 128L181 130V133H182V134H183V132H185V133H186V132H187V133L189 132V135H188V136H190L189 138H191V137L194 138L195 141H194L193 139H191V141L193 140L194 143L196 142V139H197V137H195L194 135L196 134L197 136L200 137V136L202 135L201 133H203L201 130L204 131V129H206L207 132L204 131L203 136H201V141H200V138L198 137V138H199V142H197V143H198L199 145H200V142L203 143V144H206V143H207L208 146H207V145H204V146H206V147L203 148V149H205L204 151H206L208 154H207L206 152L202 153V156L199 154V152L201 153V152L203 151V149H201V146H203V144L199 147L198 144L196 143L198 149H200V150L197 151V152H196V149H195V148H197V147H196V144H195V145H194V144L192 145V148H194V149H192L191 147L189 148V146H190L189 144H191V143H190L191 141H189L190 139L187 137V133H186V134L184 133L185 136L183 135L185 138L182 137V139H185V140H181V137L176 135V134H177V131H176L175 129H173V131H175V132H171V131H172V128H174ZM177 124H180L181 127L183 128V130H182V128L180 127V125H177ZM190 124H192L191 127H193L194 125H197L198 127H199L200 125H202L204 128L200 126V127H199V128H200V131L198 130L199 132H201V133H199V134H201V135H199V134H198V131H196V130H197V129H196L197 126L195 127V129H196V130H195V129H193V128L190 127ZM164 125H166V126H164ZM167 125H168V126L170 125L169 128L172 127L171 130H170V134H171V133H174V134H175V135H174V134L170 135V137L172 138V136H173V139H177V137H178V139L180 138L179 140H176V141L174 140L175 143H176L177 141L180 142V143L177 142V145H178V143H179L178 147H177L176 145H175V146L173 145V142H174V141H172L173 139L171 140V138H169L168 135L166 134V132L169 131V130H167V129H168V128H167ZM159 126H160V127H159ZM206 126H207V127H206ZM208 126H209V129H210V130H208ZM163 127H164V128H167V129H164ZM186 128H189V129H187V131H185ZM190 128H191V129H190ZM199 128H198V129H199ZM201 128H202V129H201ZM225 129H226L227 131H226ZM160 130H161V131H160ZM162 130H163V131H162ZM164 130H167V131H164ZM180 130H179V133H180ZM188 130H189V131H188ZM190 130H192L193 132L191 131V133H190ZM194 130H195V132H197V133H194ZM224 130H225V131H224ZM151 131H152V132H151ZM182 131H183V132H182ZM220 131H222V134H223V132H226V133L228 132V133H227V134L224 133L222 136H220V135H221V132H220ZM230 131H231V132H230ZM153 132H155L154 135L157 133V135H155V136H157V139H156L157 142H156L155 139L153 138V135L151 136V134H152ZM158 132H160V133H159L160 135L158 134ZM209 132H210V135H213V137H215V138H212V137L209 135ZM229 132H230V133H229ZM234 132H235V131H234ZM147 133H148V134H147ZM179 133H178V134H179ZM206 133H208V136H207L208 139H210L209 137H211L210 140H208V139L205 140V139L207 138L206 135H205ZM213 133H214V134H213ZM162 134H164V135H162ZM168 134H169V133H168ZM182 134H181V136H182ZM190 134H192V135L194 134V135L191 136ZM219 134H220V135H219ZM225 134H226V135H225ZM228 134H231V135H230L231 138L228 136ZM158 135H159V136H158ZM215 135H216V134H215ZM224 135H225V136H224ZM161 136H162V137H161ZM164 136H166V138H165ZM174 136H175V137L177 136V137L175 138ZM226 136H227V137H226ZM147 137H148V138H147ZM150 137L153 138L154 140L151 139ZM160 137H161L162 141H161ZM167 137L169 138V140L167 139ZM205 137H206V138H205ZM223 137H224V138H223ZM158 138H159V139H158ZM187 138H188L189 140H188ZM202 138H203V139L205 138L204 141H205V142L207 141V142H206V143L202 142V141H203ZM217 138H218V139H217ZM221 138H222V139H221ZM212 139H213V140H212ZM215 139H217V141H218L219 144H217V142H216ZM220 139H221V140H220ZM159 140H160L161 142H160ZM163 140H164V144H165V147H166V148L163 146L164 144H163V145H162V144L160 145V143H163ZM166 140H167V142L169 141L168 144L166 143ZM211 140L213 141V144L216 142V145H215V144H214V145L218 148V149H217V148H213V149H215L214 152H216V153H214L213 150H211V149H212V147H211V149H210L211 152L214 153V156H215L216 154H217L216 156H218L219 153H224V154H223V157H224V158L222 157V154H221V156H218L217 158H216V156H215V157L211 156V158H213V161H211L213 164H211V162H209V161L211 160L210 157H209L210 159L207 161V162L209 163V164H208V163L206 162V160L201 159L200 157H202V158H203V157L206 158L207 156L205 157V155H206V154L209 155V153H211V152H209L210 150H209V151L206 150L207 147H209V146L212 144V143H211V142H212ZM232 140H231V141H232ZM170 141H171V142H170ZM184 141H185V142H188V141H189V144H188V145H185L186 143H185ZM197 141H198V139H197ZM209 141H210V142H209ZM233 141H234V140H233ZM39 142H40V144H39ZM182 142H184L185 144L182 143ZM208 142L211 143V144L209 145ZM18 143H19V145H18ZM157 143H159V146L162 147V148H160V147L158 146ZM169 143H172V147H173V146H174L175 148L177 147V148H178V152H177V149L175 150V148H171V149L169 150V149H168V148H170V147H169ZM175 143H174V144H175ZM181 143H182V144H181ZM43 144H44V143H43ZM183 144H184V146H183ZM213 144H212V145H213ZM220 144H221V145H220ZM41 145H42V146H41ZM170 145H171V144H170ZM180 145L183 146L182 149H181ZM212 145H211V146H212ZM218 145L221 147V149H220L221 152H220V150H219L220 147H218ZM40 146L42 147V151L45 150V148H44L43 146H45L46 149L49 148V149H51V150L49 151V149H48V151L45 150L43 153H42V151H40V152L38 153L37 150H38V151L41 150V149H40V148H41ZM187 146H188V149H189V150L186 148V149L188 150V154H187V156H186V155H184V154H186V151H187V150H185V152H184V151H183V148H185V147H187ZM215 146H213V147H215ZM258 146H259V145H258ZM163 147H164L165 149H163ZM37 148H38V149H37ZM43 148H44V150H43ZM147 148H148V146H147ZM179 148L182 150V152H184V154H183L182 152H179V150H180ZM222 148H224V149H222ZM160 149H161V150H160ZM167 149H168V150H167ZM172 149H174L175 151L172 150ZM191 149H192V150H191ZM198 149H197V150H198ZM171 150L174 152L173 155H172V151H171ZM193 150L195 151V152H193V153H195L196 155L199 154V155H197V158H196L197 160L194 159L195 162L193 161V159L191 160V158H195V157H196V156L193 157L195 154H194V155L191 154V153H192L191 151H193ZM216 150H217V151H216ZM218 150H219V153H217ZM169 151H171V153H170ZM150 152L153 153L154 155H152L151 157H150V156L147 157V155H151V154H148V153H150ZM164 152H165V153H164ZM190 152H191V153H190ZM254 152H256L257 155H254ZM45 153L48 154V158H50V159H48V158L46 157V156H47V155H46V156H45L46 159L42 157L43 160H42V159L40 160L39 157L41 158V156L44 155ZM49 153H50V154H49ZM179 153H181V154H179ZM169 154H171V155H169ZM182 154L184 155L185 158L187 157L186 160H185V158L183 157ZM190 154H191L192 157H190ZM203 154H204V156H203ZM39 155H40V156H39ZM49 155H50L51 157H53V159H51V157H49ZM165 155H166V156H165ZM176 155H177V156H176ZM178 155H180L179 158H182V162H181V159L178 158ZM181 155H182V156H181ZM188 155H189V156H188ZM210 155H212V153H211ZM219 155H220V154H219ZM258 155H259L260 157H259ZM2 156H3V154L0 153V157H1L0 159H2V158L4 157V156H3V157H2ZM65 156H66V155H65ZM157 156H159L164 162L162 161V162H163V163H162V162H161V159H160L159 162H158L159 157H157ZM168 156H167V157H168ZM174 156H176L177 158L175 157V159H173ZM199 156H200V157H199ZM256 156H257V157H256ZM35 157H37V159H35ZM56 157H57V158H60V157H61L62 159L60 158V160H59V159H56ZM149 157H150V158H149ZM152 157H153V158H152ZM156 157H157V161H155ZM167 157H166V158H167ZM188 157H189V161H190L189 163H190V164H188ZM221 157H222V158H221ZM258 157H259L260 159H259ZM263 157H264V156H263ZM66 158H67V157H66ZM68 158H69V157H68ZM143 158H145V159H147V160H145V159H143ZM154 158H155V159H154ZM183 158H184V161L187 162V165H188V167H189L190 170H191V168H194V167H195L197 170L192 169V174H191V171L188 169V167H187L186 165H184L185 163L183 164V162H184V161H183ZM199 158H200V159H199ZM256 158H258V159H256ZM33 159H35V161H34ZM44 159H45V161H44ZM47 159H48V160H47ZM140 159L143 160V162H142V164L144 163L143 165L141 164V162H139ZM150 159H151V162H150ZM176 159H177V162L179 161V164H180V165H181V163H182L183 168H184V167H185V168L187 167V169H185V168H184V169H181V168H182V165H181V168H180V166H179V168H180V169H179V168L177 167L178 164H176V168L174 169V166H175V165H173V164L176 162ZM178 159H179V160H178ZM198 159H199V161H198ZM207 159H208V158H207ZM214 159H215V160H214ZM216 159H217V160H216ZM36 160H38V162H39V161H40V162L44 161V163L42 162V164L44 165V164L46 163L47 168L45 169V168H44L45 166L42 167V166H43L42 164H41V167H39V163H40V162L37 164V163H35V162H37ZM46 160H47V162H46ZM141 160H140V161H141ZM169 160H170V161H169ZM201 160H202V163H203V160L205 161L204 164H202V163L200 162ZM255 160L257 161V165H258V168L256 167V169H257L258 174L260 175V177H259V175H258L257 178H256V176H254V175H256V174H254V172L257 173V172H256V169H254V168H255L254 165L256 166ZM263 160H262V162H264ZM48 161H51V162H50L49 164H47ZM53 161H55V165H56L57 162H58L57 165H58V164H59V165H58V166H54ZM62 161L64 162V164L62 163ZM146 161H147V162H146ZM152 161H154V164H150V163H153ZM173 161H175V162H173ZM192 161H193V162H192ZM197 161H198V162H197ZM214 161H215L216 163H215ZM260 161H261V160H260ZM65 162H66V163H65ZM69 162H70V164H68ZM136 162H134L135 165L137 164ZM157 162H158V163H157ZM171 162H173V163L171 164ZM180 162H181V163H180ZM191 162H192V163H191ZM196 162H197V163H196ZM217 162H218V163H217ZM239 162H240V160H239ZM249 162H250L251 165L254 164V163H255V164L251 166V165L249 164ZM25 163H26V164H25ZM61 163H62V164H61ZM155 163H156V164H155ZM165 163H166V164H165ZM199 163L202 164L201 167H206V169H208L207 166L209 167V166L211 165V166L209 167L210 169L207 170V171H210V170H211V171L214 172V171L216 170V172H215L214 174L218 175V174H220V173H223V174H225V176L220 174V175H218V177L216 176L217 179H215V175H213V172L210 171V172H209V177H208V179H207L206 176H207L208 173H206L207 171L205 170V168H202V169L205 170V172H203L204 170H202V169H201L202 172H201L200 170H199V172H198V169H200V168H198V167H200V164H199ZM206 163H207V165L205 166ZM214 163H215L216 166L214 165ZM222 163H223V162H222ZM24 164H25V165H24ZM36 164H37V165H36ZM50 164H51V166H53V167H50V169H53L54 171H53V170H49V171H48V165H50ZM60 164H61V165H60ZM71 164H72V165H71ZM147 164H148V165H147ZM192 164H197L198 166H197V165H194V167H192V166H193ZM218 164H219L220 166H219ZM241 164H242V162H241ZM144 165H145V167H144ZM149 165H151V167H152L151 169H150V168H147V167H149ZM153 165L157 166V168H156V167L154 168ZM158 165H159V166H158ZM160 165H161V167H162V166H164V167H163V168H160ZM189 165L191 166V168H190ZM228 165H229V166H228ZM234 165H235V166H234ZM244 165H245V166H244ZM249 165H250V166H249ZM59 166H60V169H61V168H62V169L64 168V170H65V171L68 170V172L65 174L64 170L62 171V169H61V171H60V169L58 168ZM70 166H71V167H70ZM166 166H167V167L170 166V167L167 169ZM212 166H214V167H212ZM226 166H228L230 169H229V168L227 169ZM246 166H247V167H246ZM54 167H55V168H54ZM72 167L75 168L76 171H75V169H74V171H73V168H72ZM171 167H172V168H171ZM218 167H220L221 169L223 168V170H224L225 167H226V169H227L228 171L225 170V172H223V170L219 169V170H221V172H219ZM234 167H238V168H234ZM244 167H245V168H244ZM67 168H68V169H67ZM71 168H72V169H71ZM137 168H138V170H137ZM146 168H147V170H146L147 173L145 172V169H146ZM158 168H159V170H158ZM170 168H171L172 172H171ZM212 168H213L214 170H213ZM239 168H240V170H239ZM247 168H249V170H248ZM250 168H251V169H250ZM252 168H253V169H252ZM43 169H44V171H43ZM70 169H71V170H70ZM148 169H150V170H148ZM155 169H156V171L158 170L156 173H157V174L160 173L161 175H160V174H159V175H156V173H154V172H155ZM164 169H166V170H164ZM176 169L178 170V173L175 172V171H177ZM231 169H232V171H233V169H234V170L236 169V170H235V172L233 173V172H231ZM237 169H238V170H237ZM46 170L48 171V173H47ZM55 170H56V171H55ZM80 170H81V169L79 168V171H80ZM167 170H168V172H165V171H167ZM179 170H182V171H183V170H184V171L187 170V171H186V173H185L184 171L182 172V171H179ZM250 170H251V171L254 170V172L252 171L253 174H254L253 176L251 175V171H250ZM258 170H259V171H258ZM45 171H46V172H45ZM51 171H52V174H49V172H51ZM58 171H60L59 173L64 172V173H61V174H62V175H63V174H64V175H68V176H66V177H67V178H70L71 180H73V178H74V180H75V181H74L75 184H76V185H79L78 187H80V189H78V187L75 186V187L77 188V189L75 188V190H76V191H75V190H74V186H73V189H72L73 192L71 191V193H72V194H71V193L69 192V191L71 190V187H70L71 185L69 186L67 183L64 182V181L67 180V178H66L65 176H62L61 174H59ZM70 171H71V173H72V171H73L74 174H73V173H72V174H68V173H70ZM109 171H111V170H110V167H109ZM148 171H151V172H148ZM161 171H162L163 173H162ZM188 171H190V173H189ZM193 171L195 172L194 174L196 175L197 179L200 180V182L203 181V180L205 179V180H204L205 183H204V182H201V183H204V184H207V185H206V186H203L204 184H201V185L203 186V187L201 186L202 189H201V188H198V189H197V187H200V185H199L200 182H198L199 180L195 179V181H196L197 183H199V184H197L195 181H194V183L191 182L194 178H196V177H194L195 175L193 174ZM196 171H197V172H196ZM229 171H230V173H229ZM240 171H241L242 174H240ZM35 172L37 173L36 175H35ZM54 172H57V175H58V176H57L56 174H54ZM75 172H76V173H75ZM136 172H137V174H136ZM152 172H153V173H152ZM200 172H201L202 174H203V173H206V174H204V175H205L204 179L201 178V179H203V180L200 179V176H199V178H198V175H197V174L201 175L202 177L204 176V175L200 174ZM45 173H46V174H45ZM80 173H81V174H80ZM139 173H141L140 176H139ZM142 173H144V174H143V178L147 177V175H148L149 173H151V174H153V175H156L157 177H156V176H155V177L152 176V177H153V179H152L151 174H149L148 176L150 177V180L152 179L151 181L148 180V181L150 182V184H149L148 181L146 182V180L144 181L143 178H141V179H143V180H141V179L139 178V177H142ZM145 173H146V175H145ZM170 173L172 174V176L170 175V176L168 177L167 174H170ZM173 173H176V174H173ZM180 173H181V174H180ZM183 173H184V174H183ZM188 173H189V176L187 175ZM210 173H212V174H210ZM217 173H218V174H217ZM226 173H227V174H226ZM232 173H233V174H232ZM78 174H80V176H81L84 180H86V181L84 182V181L81 179V177H79V176H77L78 178H77V177L75 178V175H78ZM134 174H133V175H134ZM177 174H178V176L180 175V176L178 177L179 179L176 178ZM185 174L187 175V177H188V179H189V181H190L189 184L191 183V187H192V186L194 187L196 184L199 185V186H196V187H195V188H196V189H195V193H198V194L200 195V191H203L204 193L206 192L205 194H207L208 197H206L205 194H204L205 196L202 197L203 192H202L200 198H199L198 195L196 196L195 193H194L195 195H192L193 193H191V192H194V190H190L191 187H190L189 184L187 183V182H188V181H187L188 179H184V178H187ZM190 174H191L192 176L194 175V176H193L194 178L191 176V178H193V179L189 178V177H190ZM228 174H229V175H228ZM230 174H231L232 176H231ZM237 174H239V175L242 176V177L238 176V177H240V179H239V178L237 177ZM31 175H32V174H31ZM49 175H53V176H54V179H53V176H51V178H52L53 180L58 179V180H56L57 183H56V181H55V182L53 181L54 184H51V182H52L51 180H52V179L50 178ZM55 175H56V176H55ZM83 175H84V174H83ZM129 175H130V174H129ZM133 175H132V173H131V176H133ZM182 175H183V178H182ZM184 175H185V176H184ZM212 175H213V177H212ZM226 175L228 176V177L226 178V180H227V179L229 180L228 183H227L228 180H227V181L224 180V178L226 177ZM250 175H251V176H250ZM59 176H61V177H60L61 179L59 178ZM73 176H74V177H73ZM144 176H145V177H144ZM160 176H161V177H160ZM163 176H164V177H163ZM174 176H175V177H174ZM222 176H224V177H222ZM230 176H231V177H230ZM235 176H236V179L238 180V182H236V181H237L236 179H235L236 181L233 180V178H235ZM33 177H32V178H33ZM55 177H57V178H55ZM62 177H63V178L65 177L64 179H66V180H64ZM71 177H72V178H71ZM136 177H138V178L140 179V181H139V179L136 178ZM149 177H147V178L149 179ZM158 177H160L161 179L159 180ZM162 177L165 178L166 180L168 179V180H171V181L169 182V181L167 180V182L165 183L166 180L163 179ZM173 177H174V180L176 181L177 184H179V183L182 184L185 180H186V182H184L182 185L179 184V186H177V184H176V186H175V184H174L175 182H173V184H174L173 186H174V187H170V186L172 185V180H173L172 178H173ZM210 177H211L212 179H214V180H217V181L219 180V181H220V182H219L220 185L218 184L217 181L215 182V181L212 180ZM220 177H222L223 179L220 178ZM129 178H128V180H129ZM131 178H132V179H131ZM209 178H210V179H209ZM219 178H220L221 180H223L225 183H227L228 185H226V184H223V185H225V186L221 185V184H222V181H221ZM229 178H230V179L232 178V179H231L232 182H231V180H230ZM50 179H51V180H50ZM62 179H63V180H62ZM133 179H134V181H133ZM135 179H136V180H135ZM145 179H146V178H145ZM157 179H158V180H157ZM162 179H163V180H162ZM176 179H178V181H179L180 179H181L180 181H182V180H183V181H182V182H180V181L177 182ZM190 179H191V180H190ZM206 179H207V181H206ZM77 180H78V181L81 180V181H79V182H80V184H81V183H84V184H82L83 186H82V185L80 186V184H79V182H78ZM90 180H89V181H90ZM161 180H162V181H161ZM164 180H165V181H164ZM174 180H173V181H174ZM208 180H210V181L212 180V181H214V182L216 183V185L218 184V185L220 186V187H219V186L217 185V186H218V187H217V186L215 185V188H217V192L215 193V195H216L218 192H220V190H221V192L219 193L220 196H219V195H216V197L218 196V199H215L216 197H215V198L213 197L214 192H215L214 190H216V189L213 187L215 183L211 184L212 181H211V183H209ZM60 181H61L62 183H63V182L65 183L64 185L61 183V184H62L61 187H65V186L69 187V188H67V187L63 188V189H64V193H63V189L60 188V185H61V184H60ZM76 181H77V182H76ZM135 181H136L137 183H138V182H139V183L133 185V184L135 183ZM141 181H142V182H141ZM48 182H49V183H48ZM156 182H157V183H156ZM224 182H223V183H224ZM40 183H41L42 185H39ZM77 183H78V184H77ZM101 183H102L103 185H102ZM154 183H156L157 186H155ZM164 183L166 184V186H168V184H169L168 188L170 189V192H173V194H174V192H176L175 189H177V187L180 188V186L182 187L183 185H185V187L183 186L184 189H185L186 186H188L190 192L188 191V187H187V189H185V190L183 189V187L180 188L181 190H179V188H178L177 191H179V193H180V192L183 193V191H185V193L183 194V196H184L185 194H186V196H189L190 199H191V202L193 201V203L190 202V199H189V198H188V201L186 200L187 202L184 201L185 199H187V197L185 196V198H184L183 196H180L179 194H178V195H179L180 197H183L184 199H182V198H180V197H179V198H180V199H179L178 196H176V199H175V198H174L175 195H174L173 198H171V195L173 196V194H172V193L170 194L169 190L163 189V188H167V187H165ZM185 183H187L188 185L185 184ZM208 183H209V185L211 184V185H213V186H211V185L209 186ZM55 184H57V185H55ZM66 184H67V185H66ZM98 184H99V185H98ZM146 184H147V185H146ZM148 184H149V185H148ZM151 184H152L153 186H152ZM158 184H159V185L162 184V185H160V186H161V189H159L160 186H159ZM170 184H171V185H170ZM192 184H193V185H192ZM194 184H195V185H194ZM47 185H50V187H52L53 189H52V188H49V186H47ZM53 185H54V186H53ZM88 185H87V186H88ZM100 185H101V186H100ZM150 185H151L152 187H150ZM56 186H57V188H56ZM58 186H59V187H58ZM97 186H98V187H97ZM103 186H105V187H103ZM131 186H132V187L135 186V187L132 188ZM144 186H146V187H144ZM147 186H148V188H149V187L152 188V190H153V187H154V189H155V187H158V188H157L158 191H161V190L163 189L165 192L168 191L169 193L167 192V194H165V193L163 192V190H162L161 192H158V191H156L157 189L152 191V190H150V188H149V193H148ZM221 186H222V187H221ZM99 187H101V188L98 189ZM102 187H103L104 189H103ZM126 187L124 186V188H126ZM130 187H131V188H130ZM143 187H144V189L146 188V189H145V191H147V192L145 193V194H147L146 196H144L145 194L143 195V192H145V191H143V190H144ZM175 187H176V188H175ZM207 187H211V188H210L211 191H210L209 188L207 189ZM212 187L214 188V190H213ZM230 187H231V188H230ZM55 188H56L57 190L59 189L58 192L62 191V193H61V192H60V193H61L63 199H60V196H61V195H60V193L57 192V190H56ZM93 188H96V189H93ZM107 188H109V189H107ZM171 188H172L173 190H175V191H171ZM204 188L206 189V191H205ZM227 188H230V189H228V190H230V192H231L233 195H234V193L236 192L235 195H234L233 197H232V196L230 197V195H232L231 193H230V195L228 194L229 197H230L231 199H230V198H226V196H225V194L227 195V192H228V191L226 192ZM60 189H61V190H60ZM81 189H82V190H81ZM91 189H92V190H91ZM101 189L105 190L107 194H105V191L102 190L104 193L101 191L100 193H98V194H101V195H98V194H97V195L99 196V198H100V199L98 200V199H97L98 196L95 197V196H96V190H97V191H100ZM133 189H136L137 192H136V190L133 191ZM138 189H139V190L141 189V190H140V194L142 193V194H141L142 196H140V195L138 196V192H139ZM218 189H220V190L218 191ZM65 190H67L68 192L65 193ZM77 190H78V191H77ZM79 190H81V191H80V194L83 195L82 198H80V197H81L80 194H79L80 197H79V195H78ZM83 190L85 191L84 193L89 194V196H88L87 198H85L87 195H86V194H83V192H82ZM86 190H87V191H86ZM131 190H132V193H131ZM196 190H197L198 192H197ZM208 190H209V192H208ZM52 191H53V192H52ZM91 191L95 192L94 195H92V196H91V194H92L93 192H91ZM128 191H130L131 194H133V193H135V194H133V195L131 196V195L129 194ZM187 191H188V192H187ZM247 191H248V192H247ZM116 192H115V194H116ZM150 192H151V193H150ZM162 192H163V193H162ZM186 192H187V193H186ZM211 192H213V193H211ZM224 192H225V194H224ZM233 192H234V193H233ZM54 193H55V194H56V193L59 194V195L56 194V195H57V198H56V196H54V195H55ZM67 193H68V196H69L70 198L67 196ZM73 193H75V194H73ZM90 193H91V194H90ZM102 193H103V194H102ZM160 193H162L163 195L160 194ZM176 193H178V192H176ZM210 193L213 194V195L210 196V195H211ZM221 193L223 194V196L221 195ZM228 193H229V192H228ZM245 193H246V194H245ZM247 193H249V198H248ZM53 194H54V195H53ZM64 194H66L65 197H64ZM69 194H71V196H70ZM148 194H150V197H148V196H149ZM159 194L161 195V197L159 196ZM189 194H190V195H189ZM209 194H210V195H209ZM250 194H251V195H250ZM75 195L78 196V198H77ZM84 195H85V196H84ZM105 195H106V196H105ZM128 195H129V196H128ZM134 195H137V196H134ZM157 195H158V198H156ZM165 195H167V197H166ZM181 195H182V194H181ZM228 195H227V197H228ZM37 196H38V195H37ZM66 196H67L68 198H66ZM72 196H75L76 198H75V197H72ZM119 196H117L116 198L119 199V198H118ZM143 196H144V199H145V200L143 199ZM163 196H165L167 199H168V196H169V199H168V200H172V199H173L174 201H175V200H176V201H175V202L173 201V204H172L171 201H170V204H169L168 201H167V199H166L165 197H163ZM71 197H72V198H71ZM106 197H107V198H106ZM134 197H135V198H134ZM136 197H139L140 199H143L144 202H142L143 200H140L139 198H136ZM147 197H148V198H147ZM192 197H193V198H192ZM196 197H197V198H196ZM205 197H206V198H209V197H210V199L213 200V201H211V203H210V201H209L208 199H207V201L205 200V199H206ZM212 197H213L214 199H213ZM219 197H222L223 199L226 198V201L228 202V204H227L222 198H219ZM54 198L57 199V200L53 201ZM65 198H66L68 201L70 200L71 203L73 202V200H71V199H75V200H74V203H72V205H74L75 202H80L79 199H81V200H82V203H81V202H80V204L76 203V204L79 205V206L81 205V207L79 208V206H78V208H77V207H76L77 205L75 204L74 206H75L76 208H74V206L71 205L73 208L70 209V208H71V206H70V204H69L70 202L66 201ZM93 198H94V199H93ZM101 198H102V199H101ZM159 198H160V200H159ZM161 198H162V200H161ZM163 198H164L165 200H164ZM170 198H171V199H170ZM177 198H178V199H177ZM201 198H202V199H201ZM83 199L86 200L87 203H86L85 200H84V203H85L86 205L83 204ZM92 199H93L94 201L97 199L99 202L95 201V203L97 202L98 204L92 206L93 203H94ZM136 199H137V200H136ZM146 199H147V201H149V202H147ZM157 199L159 200V202L156 201ZM194 199H196V201H195ZM199 199H200V200H199ZM219 199H220V201L222 200V201H223L224 203H226V204H222L223 202L219 203V201H218ZM44 200H45V201H44ZM76 200H77V201H76ZM78 200H79V201H78ZM100 200H101L103 203L100 202ZM135 200H136V201H135ZM138 200H139V201H138ZM151 200H152V201L155 200V201L157 202V204H154V205H153V203H152ZM163 200H164V201H163ZM177 200H180V202L177 201ZM181 200L184 201V202H181ZM198 200H199L200 202H201V200H202V202L204 201V202H206V204L209 202L208 205H209V204L211 205V204L214 203V205L208 207V205H206V204L204 205V203L202 204V202H201L202 206H203V205H204V206H207V207H204V209H202L203 207L201 206V204H200V202H199ZM215 200L218 202L217 204H220V206L223 207V208H221V207L219 208V205L216 206V207H218V211L221 210V209H223V210H221L223 213L220 211V214H217V210H216L217 208L215 209V207H213V206L216 205V204H215V203H216ZM43 201H44V202H43ZM91 201H92V202H91ZM121 201H123L122 204H121ZM128 201H129V204H131L130 202H132L131 205H132L133 207H134V205H137V204H138L139 206L137 205L138 207L136 206L135 208L132 209V206H131V205H129V204H125L126 202L128 203ZM137 201H138L140 204L137 203ZM145 201H146V202H145ZM155 201H154V202H155ZM161 201H162V202H161ZM194 201H195V202H194ZM66 202H67V203H66ZM90 202H91V203H90ZM104 202H105V204H106V208H107V209L104 208V206H105V205H103ZM135 202H136L137 204H134V205H133V203H135ZM141 202L144 203V204H141ZM156 202H155V203H156ZM166 202H167V203H166ZM189 202H190V204H191L192 207L195 206V205H196V208H197V206H200L202 212L200 211V209H199V211H200L201 213H203V210H207V211H206V214L203 213V216H204V217H208V219H209V218H210L211 220H212V219H215V215H216L217 219L219 218V220H220L221 217H222V218H225V220L221 218L222 220H220V222H219V220H217V221L219 222V224H218V223H216V224H217V225H220V224L222 223V226L224 227L225 225H224L223 223L226 222V223H228V225H226V226L228 227V231H231L232 229H233V230H232L231 232H228L227 229H226L227 227L225 228L226 231L222 230L223 227H222L221 225H220V227H219V226H216V224H215L216 219H215V221L213 220V222H210V225H211L212 223H214V224H212V225H214L215 227H213L212 225H211V227H213V228H210V226H209V227H206V224H207V226H208V225H209V221H211V220L208 221V219L206 220L204 217H202V218H203V219H202V218H201V215H202L201 213H200V218L195 216L196 213H197V211H198L197 209H198L199 207H198L197 209H196V208H192V211H193V209L196 210V212H194L195 214H193V212H190V211H191V208H190V209L188 208V210H187L186 207H188V206H186V205H189ZM196 202H199V205H197L198 203H196ZM230 202H231V203H230ZM233 202H234L235 204H234ZM52 203H53V204H52ZM55 203H56L57 205H56ZM65 203H66V204H65ZM88 203H89V204H92V205L90 206ZM95 203H94V204H95ZM100 203H101V205H99ZM123 203H124V204H123ZM145 203H147V204H145ZM150 203H151V204H150ZM158 203H160V206H159ZM175 203H176V204L179 203V204H177V206H183V205L186 203V205H184V206H185V209H184L183 207H182V208L177 207V206L175 207V205H176ZM194 203H195V204H194ZM68 204H69L70 207H68ZM82 204H83L84 206H82ZM87 204L89 205V206H88V209H87V208L84 209L85 206H87ZM120 204H121V205H120ZM181 204H182V205H181ZM231 204L234 205V208H232L233 205L230 206ZM237 204H238V205H237ZM52 205H53V206H52ZM54 205H56L55 207H57L58 205H61V207L58 206V208L60 207L61 209H60V210H59L58 208L56 209V208L54 207ZM65 205H66V206H65ZM98 205H99L101 208H100V207H97ZM102 205H103V206H102ZM128 205H129V206H128ZM142 205H144V206L141 207ZM146 205H147L149 208H152V206H153V208H152L151 210L156 211V212H155V215H153L154 217L152 216V213L154 214V211H153V212H152V211L150 212V209L147 208V210L149 209L148 211H149V213L151 214V215H149L148 211H146V207H147ZM149 205H150V206L152 205V206L150 207ZM161 205H163V206H161ZM164 205H165V206H164ZM167 205H168V206H171V205L173 206V205H174L173 207H174L176 210L174 211V210H173L174 208H173L172 206H171V207H168ZM222 205H224V206H222ZM225 205L228 207V210H226L227 207H226ZM228 205H229V206H228ZM95 206H96V208H94ZM154 206H156V207H155L156 209H154ZM67 207H68V208H67ZM91 207L93 208V210H92ZM127 207H128V208H127ZM139 207H141V208H144V207H145V211H144V209L142 210V209L139 208ZM157 207H159V210H157ZM162 207H163V208L166 207V209H167V207H168V208H169V209H168L169 211H167L166 209H164V211L166 210V211L164 212L163 209H162ZM189 207H190V206H189ZM211 207H212L213 209H212ZM240 207H241V208L243 207V209H241ZM47 208H48V209H47ZM66 208H67V209H66ZM97 208H98V210H95V209H97ZM102 208L106 209L107 211H105L104 209H103V210H104V211H103ZM108 208H109V210H110L111 212L113 211L114 213H113V212H112V213L108 212V211H109ZM136 208H137V209H136ZM160 208H161V209H160ZM171 208H173V209H171ZM206 208H207V209H206ZM208 208H210V210H209ZM229 208H230V209H229ZM231 208H232V210H231ZM237 208H239V209L237 210ZM50 209H51V210H50ZM76 209H77V213H80L79 211H81V213L79 214V218H80V215H81V214H83V215L85 214V215H87V216L84 217L83 215H81V216H83V217H81V219L79 220V218L77 217L78 214H77V213L74 214V212H73V211H75ZM82 209H83V211H84V210H85V211L82 212ZM90 209H91V210H90ZM99 209H100V212H99ZM135 209H136V210H135ZM138 209H141V211H139ZM178 209H183V210H184V211H182V210L179 211V214H180L181 212H185V213H186V211L190 212L191 214L187 212L186 214L183 213L184 215H183V214H180V215H181L182 218L186 217L187 215H190V216L194 215V217H193V218H194V221L192 220V219H193L192 217H191V218H192L191 220L189 219L190 216H187V217H188V218L186 217L187 219H186V218L181 219V218H180V215H179L178 212H177ZM211 209L214 210V211L216 210V212L211 211ZM48 210H49V211H48ZM57 210H58V211H57ZM64 210H65V211H64ZM66 210H72V213H73L74 215L71 214V216H70V212H71V211H70V212L68 211L69 213H67V214H69V215H68V216H69V219H70L71 217H73V219L71 218V219L73 220V222H74L75 220H76V221H80V224L78 223L79 226H81V224H82V222H83V224H82V226H81V227H83V228H79V227L77 226V225H78L77 222H74V225L70 226V225L73 224V223H72L71 219L69 220L68 218L65 217V216H67V214L65 213ZM94 210H95V211H94ZM160 210H162L164 213L161 212ZM172 210L174 211V213L176 212L175 214L172 213V214H174V217H172V214L170 213V214H171L170 218H169L168 216H167V217H168V218H167L166 215H164V214L167 213V215H168V212H173ZM185 210H186V211H185ZM189 210H190V211H189ZM208 210H209V213H213V212H214V214H215V215L213 214L214 218H212V217H213L212 215H211L212 217H210V215H209V216L207 215V214H209V213H208ZM224 210H225V211H224ZM60 211H61V213H62L63 215H65V216H63V215L60 213ZM86 211H88L87 214H86ZM89 211H90L91 214H93V213H95V212H97V213H99V214L95 213V214H97V215L94 214L93 216H91V214L89 213ZM91 211H93V212H91ZM101 211H102V212H101ZM158 211H159L160 213H162L164 216H163L162 214H160ZM199 211H198V212H199ZM228 211L231 212V213H229ZM75 212H76V211H75ZM107 212H108V213H107ZM157 212H158L159 215L156 214ZM225 212H227V213H225ZM102 213H103V215H102ZM105 213H106V214H105ZM146 213H147V214H146ZM218 213H219V212H218ZM237 213H238V214H237ZM52 214H51V215H52ZM60 214H61V216H63V217H61ZM76 214H77V215H76ZM89 214H90V215H89ZM107 214H110V216L107 215ZM111 214H112V215L115 214V216H116V215H117V216H116V217L113 216V217H115V218H113V217L110 218V217L112 216ZM224 214H228V216L225 215V216L227 217L228 221L226 220V217H223ZM231 214H232V219L229 218V217H230L229 215H231ZM53 215H52V217H54ZM75 215H76L77 218H76V217L74 218ZM104 215H105L106 217H105ZM156 215L158 216V220H159V219L162 220L161 218H164V217H165V218H164L165 220L170 219V220L172 221V223H169V224H171L170 227H169V224H168V223H167V225H168L169 228L166 226L165 223H166L167 221L164 222V219H163V221H162V222H164V223H162L160 220H159V221H160L161 223L158 222V220H157V222H156V221H155V220L157 219V216H156ZM175 215H176V216H179V217H176V218H175ZM182 215H183L184 217H183ZM185 215H186V216H185ZM198 215H199V213H197V216H198ZM218 215H221V217H220V216L218 217ZM241 215H242V216H241ZM90 216H91V217H90ZM97 216H99V217H98V220H97ZM101 216H102V217H101ZM103 216H104V217H103ZM107 216H108L109 218H108ZM238 216H239V218H237ZM240 216H241L242 218H240ZM92 217H94V218L92 219ZM152 217H153L155 220L152 219ZM160 217H161V218H160ZM61 218H62V219H61ZM82 218H86V219H84V220H86V221H81ZM89 218H90V220H91L92 223L90 222V220L87 222V219H89ZM100 218H102V219H100ZM106 218H108V219H106ZM166 218H167V219H166ZM172 218H173V219H174V218H175V219H178L179 221H177V220L174 221L175 219L172 220ZM198 218H199L200 221L198 220ZM44 219H45V218H44ZM59 219H60V220H59ZM63 219H66V221H64ZM94 219H95L96 221H95ZM99 219H100V220H99ZM104 219H105V222H106V224H105V225H106V228H104V226H105V225H104V223H105V222H104ZM111 219H112V220H111ZM151 219H152V220H151ZM246 219H247V220H246ZM58 220H59V221H58ZM62 220H63V221H62ZM109 220H110V221H109ZM150 220H151V221H150ZM180 220H181L182 222H185V225H187V228L185 227V229H182V228L184 227V226H183L184 224H183ZM185 220H186V221H185ZM201 220H203V221H201ZM204 220H206V223H205ZM223 220H224V221H223ZM232 220H233V221H232ZM54 221H55V222H54ZM60 221H61V222H60ZM69 221H71V222H70V225H68ZM93 221H94V222H93ZM99 221L103 222V225H104L103 227H102V223L99 222ZM111 221H112V222H111ZM171 221L168 220V222H171ZM188 221H192V223L194 224V226H196V227L198 226L197 228H199V226L202 227L203 233H205V238H203L204 240H203L201 237L199 238V236H201V235L203 234L202 232H201V233L198 232L199 230L202 231V230H201V227H200L199 229H197L196 227L193 226V224H191V222H190L191 225H188V223L186 224V222H188ZM197 221H198V222H197ZM247 221H248V222H247ZM59 222H60V223H59ZM63 222H64V223L66 222L65 226L68 225V227L66 226L67 228L64 227ZM89 222H90L93 226H92ZM108 222H109V223H108ZM173 222H174V223H177V224H178V222H181V223H182L181 226H183V227H181L180 224H179V225H178L179 227H178V229H177L176 224L174 225ZM194 222H195V223H194ZM196 222L198 223L197 225H196ZM199 222H201L202 224H200ZM233 222H234V223H233ZM250 222H251V223H250ZM55 223H56V224H55ZM84 223H85V224H84ZM88 223H89L91 226H90ZM93 223L96 224V225H94ZM100 223H101V224H100ZM147 223H151V225H152V223H155L154 225H156V223H158V224L156 225L157 227H154V228H153V227H151L150 224H148V227H147ZM204 223H205V225H204ZM226 223H225V224H226ZM232 223H233L234 225H233ZM244 223H245V224H244ZM246 223H247V224H251V225L248 226ZM75 224H76V226H75ZM86 224H87V226H86ZM99 224H100V225H99ZM110 224H111V225H110ZM160 224H164V225H165V227H164V225H163V226L161 225V226H162V230H161V231H159L160 229H156V228H159V227H160ZM172 224H173V225H172ZM231 224H232V225H231ZM50 225H51V226H50ZM84 225H85V227H84ZM97 225H98L99 227H98ZM203 225H204V226H203ZM243 225H244V226H243ZM246 225H247L248 227H247ZM69 226L72 227V228H70ZM74 226H75V228H74ZM96 226H97V227H96ZM158 226H159V227H158ZM172 226H175V227H173L174 230L172 229ZM190 226H191V229H190ZM230 226H231V228L229 229ZM48 227H47V228H48ZM86 227H87L88 230H87V229H84V228H86ZM93 227H94V228H93ZM95 227H96V228H95ZM101 227H102V228H101ZM107 227H109V228H107ZM163 227H164V230H163ZM166 227L168 228V229H166V230H168V231L165 232V228H166ZM188 227H189V228H188ZM192 227L195 228V231H196V229H197V231L195 232L196 235H197V234H200V235H197V237H198L199 239H201V240H198V239H197V241L199 242V243H197V245L194 244V242H197V241H193V240L191 239L192 241L190 242V241L187 240V239L189 238V236H191V234H192L193 231H194V230H192V229H193ZM204 227H205V228H204ZM216 227H217V229H218V228H221V229H219V232H218V230L215 231V230H216ZM243 227L246 228V231L243 230V229H244ZM69 228H70V230H69ZM90 228L93 229V233H94V234H92V232H91L92 230H91ZM99 228H100V229H99ZM123 228H124V229H123ZM151 228H152V229H151ZM170 228H171V229H170ZM203 228H204V229H203ZM206 228H207L208 230H210V231H211V229H212L211 233H212V235H214V236H211V235H210L211 233L208 234V232H210V231L206 230ZM209 228H210V229H209ZM214 228H215V230H214ZM247 228H248V229L250 228V229L247 231ZM50 229H51V228H50ZM59 229H62V230H59ZM82 229H84V230H82ZM96 229H97V230H96ZM98 229H99V230H98ZM138 229H140V230H138ZM175 229H176V230H175ZM186 229L188 230V232L186 231V232H184V233H186L187 235H189V233H190L189 236H185L186 234L181 233L182 230L185 231ZM72 230H71V231H72ZM81 230H82V231H81ZM90 230H91V231H90ZM94 230H95V232H94ZM101 230L103 231L102 233H101ZM109 230H110V231H109ZM119 230H120V231H119ZM122 230H123V231H122ZM137 230H138V231H137ZM169 230H171V231H169ZM172 230H173V231H176V232H174L175 234L173 233ZM177 230H179V233H178ZM180 230H181V231H180ZM191 230H192V231H191ZM205 230H206V231H205ZM78 231H77V233H79ZM83 231H85V233H84ZM89 231H90L91 233H89ZM98 231H100V232H98ZM118 231H119V232L122 231V232L120 233V235H121V237L123 236V238H119L120 235L117 233ZM124 231H125V232H124ZM127 231H128V233H127ZM136 231H137V232H136ZM207 231H208V232H207ZM243 231H245V232H243ZM82 232H83V233H82ZM104 232H105V233L108 232V233H106L105 235H107V234L109 235V233H110V235L113 234V236H114V233H115V235L118 236V237L115 238V236L113 237L112 235H111V236H108V235H107L106 238H105V236H104V234H103ZM161 232H165V233L170 232V233H173L174 236H170V235H171L170 233H168V235L170 234L169 236L166 235V234H160ZM182 232H183V231H182ZM197 232H198V233H197ZM221 232L224 233V235H222ZM227 232H228V233H227ZM233 232H234V235H235V232H236L238 235H235V236H234L233 234H230V236H233V237H229V233H233ZM60 233L58 234V232H57V234H56V236L58 235L57 238H59V235H60V236L62 235V236H61L62 238H60V240H63L64 238H65V239H64L63 241H60V242H62V243H60V244H62V245H60V244L58 243V241H59V239H58L57 243L60 245V246H59V245H58V246H59L61 249H63L64 251H68L69 248H67V246H66L67 243L64 244V241H66V237H65V235H67V234H64V233L60 234ZM87 233H88V236H89V237H90L91 235H93V236L95 235V238L97 239L96 242H98L99 244H101V243L104 242L103 244L105 245V247H104L103 244L98 245V244L95 242V238H94V237H93V238H94V239H93V242H91V241H92V236H91L89 239H87V238H88V237L86 236ZM96 233H97V234H96ZM100 233L102 234L101 236H99ZM122 233H124L125 235H122ZM158 233H159V234H158ZM216 233H218V234H216ZM226 233H227V235H225ZM70 234H71V235H70ZM72 234L74 235L73 238H72L73 240L71 239ZM83 234L85 235V236H84L85 239L83 238V236H81V235H83ZM89 234H90V235H89ZM127 234H129V235H131V236H129V235H127ZM193 234H194V233H193ZM193 234H192L191 237L194 239V238L196 237V235H195V234L193 235ZM220 234H221V235H220ZM159 235H160V236H159ZM162 235H163V236L165 235V236L162 237ZM203 235H204V234H203ZM207 235H208L209 237H212V238L214 237V238H213V239H212V238H208V239H209V240H208V239H207V237H208ZM75 236H76L77 238H78V236H79V237L81 236V237H80L81 239H75ZM96 236H97V237H96ZM102 236H103V237H102ZM157 236L160 238V240H159V238H157ZM176 236H177V238H183V237L185 236L186 239H185V240H183V239H174V241H173V238H175ZM182 236H183V237H182ZM193 236H194V237H193ZM206 236H207V237H206ZM222 236H225V237H224L225 239H224ZM226 236L229 237V238H227ZM98 237H100V238H98ZM112 237H113V238H112ZM126 237H127V239H126ZM129 237H130V238H129ZM165 237H166V239H167V237H168V239H169V237H170V238L173 237L172 239H170L172 242H169L168 240L163 241V240L165 239ZM197 237H196V238H197ZM203 237H204V236H203ZM82 238H83V239H82ZM107 238H108V239H107ZM117 238H118V240H116ZM132 238H133V239H132ZM161 238H163V240H162ZM196 238H195V239H196ZM68 239H67V241H68ZM74 239H75V240H74ZM99 239H101V240H99ZM102 239H104V241H103ZM114 239H115L117 242H115ZM119 239L121 240V242H120ZM122 239H123V240H122ZM131 239H132V240H131ZM189 239H190V238H189ZM206 239L208 240V242H207ZM228 239H230V240H228ZM71 240H72V241H71ZM76 240H77V241H76ZM78 240H79V241H78ZM82 240H85V241H84L85 244L83 243ZM98 240H99V241H98ZM105 240H106V241H105ZM108 240H109V241H108ZM127 240H128V241H127ZM133 240H134V241H133ZM179 240H180V241L183 240V243L188 244V246L191 245L193 248L191 249V248L188 247V246H187V247H188V248H187V247H186V244H183L182 241H181V243H180ZM205 240H206V242H205ZM73 241H74V242H73ZM87 241H88V242H87ZM89 241H90V242H89ZM101 241H102V242H101ZM129 241H130V242H129ZM166 241H167V243H166ZM184 241H185V242H184ZM201 241H202V243H203L204 245L200 243ZM78 242H79V243L82 242L83 244L80 243V244L78 245V246H79V247H78V246H77ZM110 242H111V247H114V245H115V248H116V249H113V248L111 249V248H109V247H110ZM113 242L117 243V245L114 244ZM131 242H132V244H131ZM162 242H163V243L165 242L164 244H167V245L164 246V244H163ZM189 242H190V243L193 242L192 244H194V245L189 244ZM73 243H74V244H73ZM91 243H92V244H91ZM93 243H94V245H93ZM107 243H108V245H107ZM122 243H123V244L125 243L124 246H125L127 243L129 244V245L127 244L128 247L125 246L127 249H126L125 247H123V244H122ZM175 243H176L177 245H180V244H181L180 248H179L178 246H176ZM179 243H180V244H179ZM63 244H64V245H63ZM86 244H88V246H86ZM89 244H90V245H89ZM95 244H96V245H95ZM113 244H114V245H113ZM133 244H134V245H133ZM171 244H173V247H176V248L178 247L179 249L177 248V251H176V248H175V249L172 248V245H171ZM199 244H201V247H198V248H203V249H204V247H205V248L207 247L208 249H207V248H206V249L209 250V251H211V249H209V248L214 247V249H212V250H214V252H213L214 254L212 255L213 258H211L212 260H210V258H209V257H212V256H211L212 251H211V253H210L209 251L207 252L206 249H204L205 252H207V253L210 254L209 257H208V259H207V257H205V256H208V254L206 253V255L204 256L203 254H205V253L202 254V251L204 252L203 249L200 250V249H198L197 247H194V246H198ZM205 244H206V245H205ZM67 245H68V244H67ZM106 245H107V246H106ZM130 245H132V247H129ZM135 245H136V247H133V246H135ZM174 245H175V246H174ZM183 245H184V246H183ZM202 245H203V246H202ZM216 245H218V247H217ZM219 245H220V246H219ZM64 246L66 247V250H65V247H64ZM69 246H68V247H69ZM96 246H97V247H96ZM102 246H103L105 249L107 248V249H106L107 251L110 250L109 253H107V251L105 252V249H104ZM137 246H138V247H137ZM170 246H171V247H170ZM199 246H200V245H199ZM208 246H209V247H208ZM221 246H222V249H221ZM223 246H225V247H223ZM84 247H87V248L89 247V248H88V249H87V248L84 249ZM90 247H91L92 249H90ZM139 247H140V249H139ZM167 247L171 248V249H172V250H171L172 252H173V249H174V251H176V252L171 253L170 249L168 248V249H169V250H168ZM216 247H217V248H216ZM131 248H132L134 251H133ZM134 248H135V249H134ZM159 248H160V249H159ZM161 248H162V249H161ZM182 248H184V249L186 248L187 251H186V250H183ZM194 248H197V249H198V250H197V249L195 250L196 252L198 251L197 253H199V250H200L201 255H199L200 253L198 254V255H199V258H200L201 260H204L205 263H203V261L199 263V261H198V257H196V256H197V255H196L197 253H196V252L194 253ZM228 248H229V249H228ZM70 249H69L68 254H67V256H66L67 258L65 257V258H63V260H64L65 262L67 261L66 264H67V263H69V264H70V263H71V264H75V263H72V262H71V260L74 261L73 259H75V261H76V260L78 261V263L76 262V264H80V262H79V260H78V256H79L78 252H74V250H72V249L70 250ZM86 249H87V250H86ZM93 249H94V250H93ZM98 249H99V250H98ZM117 249H119V250H117ZM128 249H131L132 252H131V250L128 251ZM136 249H139V250H136ZM165 249H167V251H166ZM189 249H191V250H189ZM216 249H217V250H216ZM218 249H220V250L218 251ZM224 249H226V250H224ZM63 250H62V252H63ZM91 250H92V251H91ZM101 250H102V251H101ZM115 250H117V255L115 254ZM135 250H136V251H135ZM160 250H163V251H164V252L161 251V252H163V255H162V253L160 252ZM181 250L184 251V252L182 253L183 255H182V256H179V255H181V254L176 255V254H178L179 252H182ZM192 250H193V252H192ZM71 251L74 252V255H78V256H77V259H76V256H72ZM87 251H88V253H87ZM89 251H91V252H89ZM93 251H94V252H93ZM96 251H97V252H96ZM100 251H101V252H100ZM112 251H113V252H112ZM118 251H119V252H118ZM125 251H127V252L125 253L126 255H124V256H126V257H121L120 255L123 256V254H124L123 252H125ZM154 251H155L156 253L158 252L159 254H158V253L155 254ZM178 251H179V252H178ZM185 251H186V252L191 251L192 253H191V252H188V254L190 253V255L188 256V255L186 254ZM217 251H218V252H217ZM221 251L223 252V254L225 253L226 256H225V254H224V257H223V255H221V254H222ZM224 251H225V252H224ZM227 251H228L229 255H228ZM62 252L59 254V256H61V258H62V255H63V256L66 255V254H62ZM69 252H70V254H69ZM95 252H96V255L94 254ZM98 252L101 253V254H99ZM121 252H122V254H120ZM134 252H135V253H134ZM138 252H139L140 254H139ZM149 252H151V253H149ZM152 252H153V253H152ZM167 252H168L169 254H168ZM216 252H217L218 254H217ZM219 252H220V253H219ZM64 253H67V252H64ZM76 253H77V254H76ZM92 253H93V254H92ZM102 253H105V257H103L104 254H102ZM111 253H113V254H111ZM118 253H119V256H118ZM129 253H130V254H129ZM131 253H132V254L134 253V254H133V255H134L133 257H132V255H131ZM136 253H137V254H136ZM144 253H146V254L149 256V258H147L148 256H146V254H144ZM193 253H194V254H193ZM86 254H87V257H86ZM91 254H92L93 256L95 255L97 258H99V255H100V257L103 255L102 257H103L104 259L101 257V258H99V259L97 260V259L94 258L95 256H94V257L92 256V258H93V260H92V259H90V256H89V255H91ZM97 254H99V255H97ZM108 254H110L112 257H114V259H115V257H116V260L114 261V260L112 259V257H111L110 255H108ZM114 254H115V255H114ZM166 254H167V255H166ZM191 254H192V256H191ZM216 254H217L218 256H220V257L216 256ZM219 254H220V255H219ZM107 255L109 256V258L111 257V259H112L113 261H112L111 259H109L110 261H108V259H107V258H108ZM128 255H129V256H128ZM130 255H131L132 258H135V259H132V258L130 257ZM143 255H145L146 260H145V258H144ZM153 255H155V256H153ZM159 255H160V256H159ZM161 255H162L163 257H162ZM185 255H186V256H185ZM202 255H203V259H202V257H201ZM227 255H228V256H227ZM236 255H237V256H236ZM139 256H140V257H139ZM152 256H153V257H152ZM156 256H157L158 259L156 258V260H155V257H156ZM166 256H168V258H167ZM173 256H174V257H173ZM184 256H185V257H184ZM187 256L189 257V260H188V257H187ZM190 256H191V257L194 256V257L196 258V260H193V261H192V259H195V258H194V257L191 258ZM214 256H215V257H214ZM68 257H70V259H71V258H72V259L70 260ZM73 257H74V258H73ZM129 257H130V260H131V259L133 260V262H132V260H131V261L128 260ZM164 257H165V258H164ZM169 257H170V258H169ZM175 257H176V258H175ZM182 257H183V258H182ZM204 257H205V258H204ZM245 257H246V258H245ZM88 258H89V259H88ZM105 258H106V259H105ZM119 258H120V260H118ZM121 258L124 259L125 261L122 260V262H120V261H121ZM162 258H163V259H162ZM178 258H180V259H178ZM190 258H191V259H190ZM214 258H217V259H214ZM225 258H226V259H225ZM238 258L243 259V258H241L240 256H239ZM68 259H69V260H68ZM94 259H95V261H94ZM161 259H162V260H161ZM167 259H170V260H168L169 263L167 262ZM176 259H178V260H176ZM200 259H199V260H200ZM240 259L238 260L239 262H240ZM87 260H88V261L90 260L91 262L89 261V262H90V263H89ZM96 260H97V261H96ZM99 260H101V262H102V261H104V262L101 263V262H99ZM106 260H107V262H105ZM159 260H160V261H159ZM173 260H174V261H173ZM181 260H182V261H181ZM206 260H208V261H206ZM214 260H215V262H214ZM69 261H70V262H69ZM75 261H74V262H75ZM151 261H152V262H151ZM156 261H158V262H156ZM162 261H163V262H162ZM179 261H181V262H179ZM196 261H197L198 263H196ZM212 261H213V263H210V262H212ZM238 261H236L235 263L237 264ZM85 262H86V263H85ZM97 262H98V263H97ZM225 262H226V263H225ZM251 262H252V263H251ZM82 263H81V264H82ZM160 263H159V264H160ZM193 263H192V264H193ZM232 263H234V261H232ZM235 263H234V264H235ZM127 264H128V263H127ZM164 264H165V262H164ZM259 264H260V263H259Z\"/></svg>","mask_w":264,"mask_h":264},{"label":"clouds","instance_id":"obj_3","mask_svg":"<svg viewBox=\"0 0 264 264\" xmlns=\"http://www.w3.org/2000/svg\"><path fill=\"white\" fill-rule=\"evenodd\" d=\"M0 77L102 108L113 85L111 52L103 37L57 9L0 0Z\"/></svg>","mask_w":264,"mask_h":264}]
</instances>
